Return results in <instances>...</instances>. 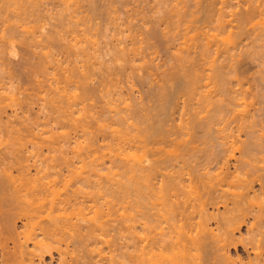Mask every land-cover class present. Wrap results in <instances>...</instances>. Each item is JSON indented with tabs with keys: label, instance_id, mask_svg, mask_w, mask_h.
<instances>
[{
	"label": "rangeland",
	"instance_id": "374dc122",
	"mask_svg": "<svg viewBox=\"0 0 264 264\" xmlns=\"http://www.w3.org/2000/svg\"><path fill=\"white\" fill-rule=\"evenodd\" d=\"M26 1V0H25ZM30 1V0H29ZM34 1H36V4L38 5V7L37 8H39V9H35V8H29L28 9V11H27V14L25 15V18L27 19H25V18H23V17H19V13L18 12H15V11H13V12H15V13H18L17 15L15 14V13H13V14H11V17L8 19L7 17H5V19L7 18L8 20H10V21H8V20H5V19H3L4 17H2V19H3V22H1L0 21V85L2 86V87H4L5 88V90L3 89V91H1V92H4V91H9V92H11L12 90H14V91H12L11 93H12V95H13V99H14V101H13V99H12V101L10 102V100H7L6 102H4L5 103V105L6 104H8V105H6V109L4 108V110L2 111L3 112V116L1 117V115H2V113L0 112V159L2 160L3 158L5 159H3L2 161H0V175L3 173V174H5L4 172H2V169H4V168H7V170L10 168H12L10 171L13 173V175L14 176H18V174H19V171H18V166H17V164L14 162L15 161V156H13L12 155V152H13V154H15V152H14V150H16V149H18V148H21L23 151V153H24V156L26 157V160L31 164V165H35V166H37V167H34V166H31L29 163V165L31 166L30 167V170H31V175H34V174H36V171H35V169H37V171L39 170V169H46V168H48V166H49V164L51 165V166H49V168H51L52 167V169L51 170H55V168H56V166H55V164L57 165V168H58V170H57V168H56V170H57V172H60L61 174V177L63 176V177H65V176H70L69 175V173H68V175H67V172L71 169L70 167H72V166H74L73 167V169H71L72 171H74L73 173H71L70 172V174H74V173H77V174H79V173H81L82 171H84L82 174H84V176L86 175V173H88L89 171H90V166L92 165V164H94L95 165V163H96V165L99 163V161H100V163H102L103 161H104V158L105 157H107V158H105V163H102V164H104V167H111V164H110V162H107L108 160L109 161H111V156L110 155H112V154H114V152L116 151V149H115V147L113 148V149H115V150H113L114 152L113 153H111V151H112V149H110L111 147L109 146V144L111 145V143H109L110 141H112L111 139V137H112V134H111V128H105V129H103L104 128V126H103V123H99L100 124V126L99 125H97V122L96 121H94V119H96L97 118V116H98V118L99 117H101L102 115H101V112L102 113H104V111H105V113H107V111L109 112V110H107V106H108V100H107V97L106 96H108L109 94H111V93H113L112 95L113 96H115L114 98H112V100L114 101V103H115V101H116V103L115 104H117V101L120 99V96H118L117 95V93H119L118 91H119V89L120 90H122V92H123V95H122V97L123 96H125L126 98H128L129 97V99L126 101V98L125 97H123V98H125V105H124V100H123V102H122V97H121V102H122V104L123 105H121V106H119V107H117V109L119 108V110L121 109V108H123V109H121V110H124L123 112H133L131 115H129L130 117L132 116V118L134 117L135 118V115H136V113L138 112V109H140L139 111H141L142 110V112L144 113V115H146V110L147 109H152L151 107V105H153V104H155V105H153V108H154V106H156L159 102L158 101H155L156 99H158L159 97H157V98H155L156 96H157V93L159 92L160 93V87L161 86H165V82H167L166 84H168L167 86H169V85H171V83H168V80H167V78H168V74L169 73H172V72H182L180 69H183L184 67H187V70H188V67H189V70L191 71V69L195 66H193V60L195 59V57L198 59V55L197 54H194V52L195 53H198V52H196V50H198L197 48H194V52L193 51H190V52H193V54L191 55V53H190V55H191V57H189V58H193L194 57V59H190V60H192V61H190V60H187L188 62H186V63H184L183 64V66L181 65L180 66V53L181 52H183V50H178V49H180L181 47H184V45H186L185 43L186 42H183V39H186L185 38V34H186V32H184L183 30L187 27V24L190 26V22H191V24L194 22V24H192L191 26H196L197 28H200V25H201V28H203L205 31H207L211 26H209L206 22H202V24H201V22L200 21H203V19H204V17H205V14H204V16L202 15L204 12V10H203V8L205 9V3H204V0H201L202 2H201V4H199L200 2H198V1H200V0H77V1H75V0H33V4H34ZM39 2V4H38V2ZM41 1H42V3H41ZM64 3H63V2ZM70 2V3H68V2ZM74 1H75V3H74ZM205 1H207V0H205ZM220 1V0H219ZM229 1V0H228ZM246 1H249L248 3L246 2ZM261 1V2H260ZM28 2V1H27ZM26 2V3H27ZM65 2H66V4H65ZM111 2V3H110ZM186 2V3H185ZM190 2V3H189ZM230 2L231 3H228L229 5L228 6H232L233 5V7H229V9H223L222 10V14L220 13L221 11L219 10V8L221 7V4L220 5H217L216 6V10H215V12H216V14H217V12H218V10H219V13H220V16H224V17H227V19H228V21L230 20L231 21V23L230 22H228L227 24H226V29H225V31L223 32V36H228V34H226V31H227V29H228V33H229V38H227V37H225V39H230V37H232L233 38V40H231L233 43H237V44H232V45H235L236 47L233 49V47L231 46V44H229V46L228 47H230L229 49H232V50H226V48H225V44H223V43H220V42H222V41H220V40H222L221 39V37H220V35L217 37V38H214V36H213V39L212 38H210L209 40L211 41V39L213 40V45H211L212 47H211V49H210V54H209V56L210 55H212V56H208L207 55V57H205V55H202V57H204V59H207L208 60V58L211 60V58L213 57V60L214 61H210V60H208V61H210L209 63H208V61H206L205 62V64H204V68H202V71L204 72L205 70V72H204V74L202 75V71L197 67V65L199 64V63H197L198 61H200V59H201V61H203L202 59L203 58H199V60L197 61L196 59H195V61H196V63H195V61H194V63L196 64V67L195 68H193V72H194V69L196 70L197 69V73H199V76L201 77V75H202V78L203 77H205L204 75L206 74V76L207 77H205V78H203L202 80L203 81H205V82H207V83H205V82H202V80H201V82H202V84L204 85L203 86V88H202V84H201V88H202V90H203V93L202 92H200V90H199V92L200 93H202V94H200V93H198L197 92V94L196 95H193L194 97H196V98H192V96L189 94V93H187L188 94V96L190 97V99L192 98V100H189V97L188 96H186L187 94H186V92L184 93V94H186L185 96L182 94V96H180V99L178 100V108L175 106L174 107V110L172 111V112H174V113H172V115L170 116L171 117V119H170V117H169V119L167 118V120H171V121H168V122H172L173 124H174V126H173V128L174 127H177V125H178V128H177V131H180L181 129L183 130V132H181V133H179L178 132V134H181L180 136H181V138H182V140H181V138H180V136L178 135V138H180V140L183 142V144L184 143H186V140L185 139H187V141L188 142H190V140L192 141V142H190V143H188L189 145H196V147L198 146V148L200 149V151H205V149H207V147L209 148H211L213 151L214 150H216L217 148L218 149H221V148H219V146H217L218 145V143H219V141H217L216 139H215V141L213 140H210L208 137H206L205 135H204V130H202V127L200 126H195L194 127V124H192L193 122H191V121H189L188 122V120L190 119V117H189V109H188V106H190V108L191 109H193L194 108V112H197V110H199L198 112V114H199V116H198V118H203V117H206V115L208 114V116L207 117H209V115L211 116L212 114L214 115L217 111H222L223 112V116H224V118H223V116H222V118H221V116H220V120L219 121H217L216 122V124H213L214 125V127H216V128H213L214 129V134L217 136L218 135V137H219V135H221V137H222V133L221 132H223V131H225L224 133H223V135L224 134H228V135H231V134H229V133H232L235 137H232V139H229V141L231 140V142H232V140H234V142L235 141H237V146H236V148L238 149V151H237V149H236V152H235V157H237V158H235V159H233V160H231L232 162H230V163H228V165H229V167H228V169L229 170H232V171H230L229 172V174H233V173H235L236 171H235V168H237V159H239V161H238V167L239 168H241V170L240 169H238V170H240V171H242L243 169H248L247 171L246 170H244V171H242V174H241V172L239 171H237L235 174L236 175H238L239 176V174L238 173H240L241 175H242V177H240L239 176V178H241V179H243V180H241L240 181V183L241 182H247V179H248V181L249 182H251V185H252V187L253 188H251V187H249L248 189H250L249 191H248V189H246V190H243V191H241V190H239V192H242V193H245V194H247L246 192H248V194L250 195V198H251V202H253L251 205H249V210L253 207L254 208V212L253 211H251V213L253 214V215H251V216H249L248 217V219L246 220L247 222H245L242 226H241V228H240V230L237 232V238H238V242H240V243H238L237 245H236V248L235 247H232V248H230V253L229 254H231L230 256L233 258V259H235V260H237V261H239V260H242L243 262V264H247L249 261H250V259L249 258H251V260H255L258 256L257 255H259V256H264V244H263V246H261L260 248H257V250H258V252H257V250L255 251V249L256 248H254L253 249V247L252 246H247V244L249 243V236H248V227H250V225L251 224H254L255 223V227H257L256 229H258V231L259 232H262V235H264V221H263V225H262V222L261 223H259L256 219H254L255 218V216L254 215H260V214H262V215H264V204H263V202H264V150H262V149H264V34H263V32L264 31H262L263 29H264V16L262 15V14H264V0L262 1V0H230ZM25 3V4H26ZM29 3V2H28ZM31 3V2H30ZM29 3V4H30ZM97 3H98V5H97ZM113 3V4H112ZM188 3V4H187ZM239 3V4H238ZM250 3V4H249ZM257 3H258V5H257ZM260 3V4H259ZM263 3V4H262ZM28 4V5H29ZM35 4V5H36ZM43 6H42V5ZM61 4H63V5H61ZM76 4H78V5H76ZM95 4V5H94ZM104 4V5H103ZM172 4V5H171ZM185 4H186V6H185ZM193 4V5H192ZM199 4V5H198ZM231 4V5H230ZM27 5V4H26ZM36 5V6H37ZM69 5V6H68ZM78 7H76V6ZM97 5V6H96ZM248 5H249V7H248ZM260 5V7H258ZM29 6H32V5H29ZM176 6V7H175ZM185 6V7H184ZM192 6V7H191ZM255 7V6H257L258 8H260L259 10L260 11H262V14L260 15V16H258L257 15V17L255 18V20L253 19V20H251L250 22H245V24H242V28H239V25H240V23L241 22H239L238 21V19L240 18V16L243 14V13H245V12H247L248 10H250V8L251 7ZM42 7V8H41ZM66 7V8H65ZM72 7V8H71ZM98 7V8H97ZM106 7H107V9H106ZM188 8V10H187V8L184 10V8ZM195 7V8H194ZM70 8V9H69ZM76 8V9H75ZM95 8V9H94ZM112 8H114V9H112ZM165 8V9H164ZM200 8H202V9H200ZM249 8V9H248ZM32 9V10H31ZM34 9V10H33ZM67 9V10H66ZM73 9H75L77 12H76V15L77 16H80L79 17V19L81 20V23H78V20L76 19V18H74V19H72L71 17H73V16H75L73 13H74V11L75 10H73ZM111 9V10H110ZM182 9H183V12H182ZM190 9V10H189ZM203 10V11H201V16L199 17V14L200 13H195L197 10ZM29 10H31V11H33V14H31V16H29L30 14L29 13H32L31 11H29ZM99 10V11H98ZM136 10V11H135ZM139 10V11H138ZM181 10V12H180V15H179V11ZM198 10V11H199ZM225 10V12H223ZM232 10V11H231ZM239 10V11H238ZM17 11V10H16ZM34 11H37V12H34ZM80 11V12H79ZM82 11V12H81ZM109 11V12H108ZM184 11L186 12V15H187V17H189L187 20L185 19L184 20V17H186V16H184L183 15V13H184ZM187 11H189L188 13H190V14H187ZM197 11V12H198ZM214 11V10H213ZM227 11V12H226ZM233 11L237 14H233ZM244 11V12H243ZM20 12V11H19ZM39 12H41V13H39ZM72 12V13H71ZM129 12V13H128ZM170 12V13H169ZM203 12V13H202ZM12 13V12H11ZM36 13V14H35ZM43 13V14H42ZM112 13V14H111ZM114 13V14H113ZM171 13H173L174 15H172ZM175 13L177 14V15H175ZM182 13V14H181ZM214 13V12H213ZM223 13H225V14H223ZM8 14V13H7ZM29 14V15H28ZM38 14L40 15V16H38ZM69 14H72V16H70ZM78 14H80V15H78ZM141 14V15H140ZM215 14V13H214ZM213 14V15H214ZM215 14V15H216ZM232 14L234 15V16H232ZM9 15V14H8ZM13 15V16H12ZM17 16V18H16V16ZM35 15V16H34ZM68 15L70 16V18L71 19H69V17H68ZM88 15V16H87ZM91 15V16H90ZM96 15H97V17H96ZM109 15V16H108ZM111 15V16H110ZM143 15V16H142ZM180 17H179V16ZM190 15V16H189ZM197 15V16H196ZM219 15V14H218ZM216 16V17H220V16ZM26 16H28V17H26ZM33 16V17H32ZM37 16H38V18H37ZM83 18H82V17ZM130 16H133V17H130ZM140 16V17H139ZM169 16H170V18H169ZM12 17L14 18V19H12ZM32 17V18H31ZM43 17V18H42ZM64 17V18H63ZM85 17V18H84ZM111 17V18H110ZM117 17V18H116ZM127 17V18H126ZM139 17V18H138ZM160 17V18H159ZM176 17V19H174V18ZM186 17V18H187ZM216 17H214L215 19H216ZM31 18V19H30ZM119 18V19H118ZM134 18V19H133ZM145 18V19H144ZM172 18V22L169 20V19H171ZM178 18V19H177ZM198 18H200L199 20H198ZM234 18V19H233ZM261 18V19H260ZM14 21H12V20ZM23 19V20H22ZM25 19V20H24ZM76 19V20H75ZM84 20V22H85V20L88 22H86L85 24H82V23H84V22H82L83 20ZM110 19V20H109ZM132 19V20H131ZM143 19V21H141ZM159 19V20H158ZM183 19V20H182ZM226 19V18H225ZM18 20V21H17ZM20 20V21H19ZM36 20V21H35ZM73 20V21H72ZM80 20H79V22H80ZM161 20H164V21H161ZM174 20V21H173ZM175 20H177V21H175ZM190 20H193V22L192 21H190ZM233 20V21H232ZM235 20V21H234ZM75 21H77V25H75ZM93 21V22H92ZM112 21V22H111ZM127 21H129V22H127ZM181 21V22H180ZM190 21V22H189ZM204 21H205V19H204ZM5 22V23H4ZM16 22V23H15ZM18 22H19V25H18ZM25 22V23H24ZM38 22V23H37ZM41 22V23H40ZM95 22V23H94ZM168 22V23H167ZM172 24H171V23ZM174 22H179L178 24L177 23H174ZM183 22V23H182ZM185 22V23H184ZM200 22V23H199ZM238 22H239V25L237 26H235V24L237 23L238 24ZM16 24V26L14 25V24ZM26 25H24V24ZM28 23V24H27ZM98 23V24H97ZM126 23V25H124ZM128 23V24H127ZM158 23V24H157ZM170 23V24H169ZM180 23H182V24H180ZM207 25H206V24ZM243 23V22H242ZM3 24V25H2ZM10 24L11 25H14V26H10ZM54 24V25H53ZM71 24V25H70ZM78 24H80V25H78ZM88 25L89 27H87V29H85L84 27H85V25ZM160 24V25H159ZM166 24V25H165ZM203 24H205L206 26H208V28H207V30L205 29L206 27L205 26H203ZM232 24V25H231ZM247 24V26H246V29H248L249 28V30H246L245 29V27H243L244 25H246ZM38 25V26H37ZM75 25V27H73V26ZM82 25H84V26H82ZM92 27H91V26ZM110 25V26H109ZM148 25V26H147ZM170 25V26H169ZM174 25V27H176V25H177V28H174V27H172ZM215 24H213V26H214ZM230 25V26H229ZM10 26V27H9ZM22 26V27H21ZM30 26V27H29ZM77 26V27H76ZM81 26V27H80ZM165 26V27H164ZM191 26L190 27H187L190 31H191V33L193 34V35H195V34H197V33H193L195 30L194 29H196V27H192L191 28ZM203 26V27H202ZM260 26V27H259ZM263 28H262V27ZM17 27V28H16ZM38 27V28H37ZM68 27V28H67ZM80 27V28H79ZM99 27V28H98ZM148 27V28H147ZM158 27V28H157ZM168 27H170V28H168ZM229 27H231V28H229ZM21 28V29H20ZM28 28H29V30H28ZM57 28V29H56ZM63 28V29H62ZM120 28V29H119ZM146 28V29H145ZM167 28V29H166ZM174 28V29H173ZM191 28V29H190ZM212 28V32H215V29H213V27H211ZM261 28V29H260ZM67 29H68V31H67ZM78 29V30H77ZM83 29V30H82ZM85 29V30H84ZM97 29V30H96ZM129 29V30H128ZM133 29V30H132ZM156 29H158L157 31H156ZM162 29V30H161ZM171 29V30H170ZM178 29V30H177ZM188 29H187V34L188 35H190L189 34V32H188ZM21 30H23V31H21ZM45 30V31H44ZM55 30V31H54ZM56 30H59V31H56ZM62 30H63V32H62ZM72 30H76L77 32H76V34L74 33H72ZM145 30V31H144ZM160 30V31H159ZM193 30V31H192ZM199 31H200V29H198ZM197 30V31H198ZM202 30V29H201ZM230 30H232V31H230ZM241 30V31H240ZM54 31V32H53ZM65 31H66V33H65ZM71 31V32H70ZM94 31V32H93ZM121 31V32H120ZM124 33H123V32ZM127 31H128V33H127ZM133 31V32H132ZM148 31H149V33H148ZM153 31H154V33L156 34V35H159V37L157 38H154L152 35H154V33H153ZM156 31V32H155ZM163 31V32H162ZM175 31V32H174ZM186 31V30H185ZM209 31V35L208 36H211L210 35V30H208ZM243 31H244V33H243ZM12 32V33H11ZM82 32H84V33H82ZM97 34H96V33ZM118 32V33H117ZM119 32L120 33H123V37H122V35H118L119 34ZM126 32V33H125ZM161 32V33H160ZM165 32V33H164ZM172 32H174V33H172L173 35H171V33ZM179 34H178V33ZM185 34H184V33ZM196 32V31H195ZM204 31H202V32H199L197 35H202L201 33H203ZM211 32V33H212ZM248 32V33H247ZM255 32V33H254ZM262 32V33H261ZM50 33V37H49V34ZM53 35H55V36H52V34ZM71 33V34H70ZM113 33V34H112ZM117 33V34H116ZM130 33V34H129ZM138 33V34H137ZM145 33H147V34H145ZM167 33V34H166ZM168 33L170 34L169 36H168ZM176 33L178 34V36L176 35ZM232 33V34H231ZM233 33H234V35H233ZM60 34V35H59ZM67 34V35H66ZM85 36H83V35ZM133 34V36L136 34V35H139L138 37H137V39L138 40H140L141 42L140 43H138L135 47L134 46H130V43L132 42V40H131V38H132V35ZM151 34V38L150 39H152V40H150L149 38H147V37H149L148 35H150ZM216 34H218L217 32L214 34V35H216ZM239 34V35H238ZM244 36H243V35ZM247 34V35H246ZM263 34V35H262ZM57 35H59V36H57ZM79 35V36H78ZM94 35V36H93ZM128 35H129V37H128ZM142 35H143V37H142ZM192 35V36H193ZM197 35H195V38H193V39H195L196 41H197V39L196 38H199L198 40H200V37H202L203 38V36H198L197 37ZM203 35H204V37L206 38V36H205V34L203 33ZM232 35V36H231ZM238 35V36H237ZM256 35H257V38H256ZM19 36V37H18ZM51 36H52V38L53 37H55V40H53L52 41V38H51ZM61 36V37H60ZM67 36V37H66ZM74 36L77 38V36H78V38L77 39H75L74 38ZM107 36V37H106ZM126 36V37H125ZM147 36V37H146ZM163 36V37H162ZM166 36H168V37H166ZM177 36V37H176ZM187 36V35H186ZM211 36V37H212ZM222 36V35H221ZM234 36V37H233ZM242 38H241V37ZM247 36V37H246ZM259 36V37H258ZM35 39H34V38ZM49 37V38H48ZM93 37V38H92ZM115 37V38H114ZM116 37H118V39L116 38ZM131 37V38H130ZM173 37V38H172ZM174 37H175V39H174ZM178 37H181V39L180 38H178ZM237 38V40L235 41V39L234 38ZM33 38V40H31ZM51 38V39H50ZM57 38V39H56ZM60 38V39H59ZM66 40H65V39ZM73 38V39H72ZM90 38V39H89ZM92 38V39H91ZM108 38V39H107ZM114 38V39H113ZM140 38V39H139ZM161 38H163V39H161ZM177 38V39H176ZM190 38V37H189ZM205 38H204V40L203 39H201L202 40V43H204L203 41H205L206 42V40H205ZM208 38V37H207ZM223 38V37H222ZM245 38V39H244ZM48 39V40H47ZM77 40V41H80V43L78 42L77 44H76V46H73V45H75L74 43H76V41L75 40ZM84 39L86 40V41H88V42H86V41H84ZM119 39H124V40H122V41H120ZM142 39V40H141ZM143 39H144V44L142 43L143 42ZM147 39L151 42H149V41H147ZM154 39V40H153ZM161 39V40H160ZM167 39L169 40V42L167 41ZM175 41H174V40ZM178 39H180V40H178ZM188 39V38H187ZM193 39H192V41L191 42H193ZM224 39V38H223ZM251 39V40H250ZM253 39V40H252ZM256 39V40H255ZM261 39V40H260ZM60 40V41H59ZM70 41V45H69V41ZM91 40H92V42H91ZM117 40V41H116ZM119 40V41H118ZM190 40H191V38H190ZM229 40V41H230ZM28 41L30 42V43H28ZM34 41V42H33ZM59 41V42H58ZM63 41H64V43H63ZM71 41H72V43H71ZM96 43H95V42ZM128 42V44H127V42ZM156 41H158V42H156ZM178 41H179V43H181L180 45H182L183 44V46H181L180 48H178L180 45H179V43H178ZM188 41V40H187ZM220 41V42H219ZM260 41V42H259ZM33 42V43H32ZM56 42V43H55ZM65 42H66V44H65ZM84 42H86V43H84ZM90 42V43H89ZM108 42V43H107ZM113 42V43H112ZM148 42V43H147ZM155 42V43H154ZM189 42L190 41H188L187 43H188V46H187V48H189V47H191V42H190V44H189ZM198 42V41H197ZM201 42V41H200ZM200 42H199V45H200ZM226 42H228V40L226 41ZM225 42V43H226ZM239 42V43H238ZM50 43V44H49ZM68 43V44H67ZM81 43H82V45H81ZM119 43V44H118ZM123 43V44H122ZM142 43V44H141ZM147 45H146V44ZM149 43H150V45H149ZM167 43H169V44H167ZM193 43H195V42H193ZM192 43V45H194L195 47L198 45V43H197V45H196V43L195 44H193ZM219 43V44H218ZM14 44V45H13ZM86 44V45H85ZM92 44H93V46L95 47H93L92 46ZM107 44V45H106ZM157 44V45H156ZM221 44H223V46L220 48V45ZM227 45H228V43H226ZM13 45V46H12ZM62 45V46H61ZM65 45H67V46H65ZM89 45V46H88ZM106 45V46H105ZM109 45V46H108ZM114 45H115V48H114ZM125 45V48L126 49H128V48H130L129 49V51H130V53L128 54V50H126L125 48H122L123 46ZM128 45V46H127ZM148 45H149V47H148ZM179 45V46H178ZM190 45V46H189ZM217 45H219V47L217 48L218 50H219V52H221V50L223 51V52H221V53H219L218 52V50L217 49H215L214 47H216ZM226 45V46H227ZM10 46H11V48H10ZM15 46V47H14ZM60 46H61V48H60ZM85 48V49H87L86 51H85V49L83 48V47ZM87 46H88V48H87ZM118 46H120L119 48H118ZM128 48H127V47ZM130 46V47H129ZM142 46V47H141ZM151 46V47H150ZM154 46H156V47H154ZM57 48V50H56V48ZM74 49H73V48ZM80 49H79V48ZM92 47V48H91ZM116 47H117V49H118V51H117V49H116ZM141 47V48H140ZM175 47V48H174ZM256 47V48H255ZM46 48V49H45ZM77 48V49H76ZM106 48V49H105ZM131 48H133V49H138L137 51L135 50L134 51V53H133V49H131ZM143 48V49H142ZM155 48V49H154ZM164 48H165V50H164ZM178 48V49H177ZM214 48V49H213ZM220 48V49H219ZM225 48V49H224ZM62 51H60V50ZM64 49V50H63ZM73 51H72V50ZM84 49V50H83ZM96 49V50H95ZM113 49H115V50H112ZM184 49V52L183 53H185V56H188V49H186V48H183ZM13 50V51H12ZM54 50V51H53ZM66 50V51H65ZM70 51V52H68V51ZM98 50V51H97ZM120 50H121V53H119L118 54V52H120ZM124 50H125V54H127L126 55V57H125V55L122 53V52H124ZM140 50V51H139ZM142 50H143V53H142ZM170 50H171V52H170ZM192 50V49H191ZM199 50H200V48H199ZM198 50V51H199ZM214 50L216 51L217 50V54L216 53H214ZM42 51V52H41ZM128 51V52H127ZM178 51H180L179 52V54L177 53ZM186 51V52H185ZM236 51V52H235ZM54 52V53H53ZM66 52V53H65ZM73 52V53H72ZM80 52H82V53H84V54H82V53H80ZM87 52V53H86ZM136 52V53H135ZM169 52H170V54H169ZM230 54H229V53ZM61 53V54H60ZM65 53V54H64ZM68 53V54H67ZM76 53V54H75ZM104 53V54H103ZM105 53H107L106 55H105ZM142 53V54H141ZM179 55H177V54ZM199 53H201V52H199ZM236 53V54H235ZM249 53V54H248ZM9 54V55H8ZM50 54V55H49ZM82 54V55H81ZM88 54V55H87ZM101 54V55H100ZM109 54V55H108ZM120 55V54H122L121 56H118V55ZM202 54V53H201ZM14 55V56H13ZM17 55V56H16ZM43 55V56H42ZM45 55V56H44ZM70 55V56H69ZM77 55V56H76ZM81 55V56H80ZM117 55V56H116ZM135 55V56H134ZM176 55V56H175ZM189 55V56H190ZM195 55H197V56H195ZM227 55H229V56H227ZM47 56L49 57L50 56V59H51V56L52 57H54V58H52L53 59V63H54V61H56V62H58V64H60V67H57L56 69H54V68H50V69H44V70H42L43 69V67H44V63L43 62H45V60L47 59ZM75 56V57H74ZM102 56V57H101ZM130 56V57H129ZM139 56V57H138ZM159 56V57H158ZM178 56V57H177ZM183 56H184V54H183ZM184 56V57H185ZM73 57V58H72ZM76 57H77V59H76ZM119 57L121 58L120 60H119ZM123 57V58H122ZM133 57V58H132ZM135 57V58H134ZM137 57V58H136ZM175 57V58H174ZM199 57H201V56H199ZM228 57V58H227ZM72 58V59H71ZM80 58V59H79ZM149 58V59H148ZM181 58H182V54H181ZM216 58V59H215ZM63 59V60H62ZM67 59V60H66ZM74 59V60H73ZM76 59V60H75ZM131 59V60H130ZM232 59V60H231ZM58 60V61H57ZM107 60V61H106ZM142 60V61H141ZM166 60V61H165ZM176 60L177 61H179V62H176ZM216 60V61H215ZM219 60H220V62H219ZM226 60H228V61H226ZM73 61V62H72ZM129 61H131L130 63H129ZM132 61H134V62H132ZM149 61L151 62V63H149ZM189 61L190 62H192V68H191V63H189ZM200 61V62H201ZM76 62V63H75ZM112 62V63H111ZM213 62H214V64H213ZM219 62V63H218ZM225 62H227V63H225ZM41 63H43V64H41ZM127 65H126V64ZM157 63V64H156ZM170 63V64H169ZM177 63V64H176ZM41 64V65H40ZM178 64H179V66H178ZM186 64H188L187 66H185ZM219 64V65H218ZM42 65H43V67H42ZM73 65V66H72ZM76 65V66H75ZM78 65V66H77ZM84 65V66H83ZM148 65H150V66H148ZM172 65V66H171ZM202 65H203V63H202ZM201 64H200V66H202ZM212 65H213V69L215 68L214 66H217L216 67V69L218 68V66H219V68L218 69H220V68H222V75H221V77L223 76V73H225V75L223 76V78H221L220 76V78H221V80L219 81L218 80V82L220 83V82H224V86L226 87V89H230V87H233V88H231V91H232V89H233V91H235V92H237L236 93V95H238V96H242L241 97V99H240V97H239V99H238V101H239V103H237L235 106L234 105H229L228 104V97H225V95H226V93H223L222 94V92H221V90H220V87L218 88V86H216L217 84H218V82H217V77L215 78L214 77V79L212 78L213 76H214V74L216 75V73L215 72H213L212 70ZM232 65V66H231ZM75 66V67H74ZM124 66V67H123ZM78 67V68H77ZM85 67V68H84ZM171 67H173L172 69V71H171ZM177 67V68H176ZM206 67V68H205ZM228 67V68H227ZM42 68V69H41ZM58 68H60L59 70H58ZM120 68V69H119ZM137 68V69H136ZM174 68H176V69H174ZM191 68V69H190ZM129 69H131V70H129ZM186 69V68H185ZM184 69V72L186 71L187 73L188 72H190L189 70L187 71V70H185ZM199 69V70H198ZM203 69H205V70H203ZM215 69V70H216ZM217 69V70H218ZM231 69H233V71L231 70ZM46 70V71H45ZM65 70V71H64ZM75 70V71H74ZM105 70V71H104ZM129 70V71H128ZM145 70V71H144ZM148 70V71H147ZM214 70V71H215ZM240 70V71H239ZM52 72V74L54 75H52L51 73H46V72ZM85 71V72H84ZM89 71H90V73L92 74H89ZM110 71V72H109ZM140 71V72H139ZM167 71V77L166 78H164L163 76L165 75V73L164 72H166ZM169 71H171V72H169ZM198 71H200V72H198ZM207 71H209L208 73H207ZM224 71V72H223ZM232 71V72H231ZM55 72V73H54ZM70 72V73H69ZM76 72V73H75ZM79 72V73H78ZM87 72V73H86ZM108 72V73H107ZM151 72V73H150ZM192 72V71H191ZM202 72V73H201ZM237 74H236V73ZM58 73V74H57ZM65 73H66V75H65ZM69 75H68V74ZM81 73V74H80ZM98 75H97V74ZM145 73V74H144ZM183 73V72H182ZM226 73H227V75H226ZM48 74V75H47ZM63 74V75H62ZM74 74V75H73ZM76 74V75H75ZM80 74V75H79ZM82 74H83V78H82ZM131 74V75H130ZM142 75V76H139V75ZM148 74V75H147ZM189 74V73H188ZM191 74V73H190ZM213 74V76H211ZM231 74V75H230ZM240 74V75H239ZM53 76L52 78H51V76ZM56 75V76H55ZM60 75V76H59ZM64 75H65V77H64ZM72 75H73V77H72ZM79 75V76H78ZM93 75H95V76H93ZM157 75H158V77H157ZM163 75V76H162ZM242 75V76H241ZM70 76H71V81L69 82V79H70ZM90 76V77H89ZM132 76V77H131ZM138 76V77H137ZM150 76V77H149ZM166 76V75H165ZM210 76H211V78H210ZM226 76H228L229 78H226ZM59 77V78H58ZM68 77H69V79H68ZM75 77V78H74ZM82 78L83 80H86L85 82L82 80V83H80L81 82V79L80 78ZM86 77V79H84ZM89 79H88V78ZM218 77V78H219ZM234 77H235V79H234ZM239 78V79H238ZM45 79V80H44ZM53 79H57V80H54L53 81ZM76 80V82L77 81H79V83L80 84H83L84 85V83H85V85H86V88H84L85 87V85H84V87H82V85H80L79 83H78V86H77V89L75 88H73V85H74V83H75V80ZM79 79V80H78ZM162 79V80H161ZM164 79H166V81L164 82V85H163V81H164ZM205 79V80H204ZM212 79H213V81H212ZM48 80V81H47ZM51 80V81H50ZM61 80V81H60ZM65 80V81H64ZM87 80H88V82H87ZM112 80V81H111ZM155 80V81H154ZM210 80V81H209ZM229 80V81H228ZM67 82L66 84V86L69 88L70 86L73 88H71L72 90H69L70 92L69 93H75L76 95L77 94H79L80 92H81V94L83 95V93H82V90L84 89V91L85 92H88L89 91V89H90V91L88 92L89 93V96L87 97V99H86V101H88V103H86L85 102V105H87L88 104V106H89V108H86L87 109V113H89V114H87L88 116L89 115H96V116H94V118H92L93 116H89L90 118H89V120H91V124H90V122H89V126H87L89 129H90V127H91V131L89 130V132H92V134L90 133L89 134V136H86L85 134L83 135V133H81V132H77L76 130H74V128H72L71 129V127L72 126H70L69 124H68V120H69V122H70V119L68 118V120H67V117L69 116V113H70V111H68V99H67V97H59V96H61L60 94H59V96H58V91L56 90V95L57 96H55L54 98H57L56 99V101H57V103L59 102V106L58 105H52V104H57L56 102H54L53 103V101H52V98H53V96L55 95V90L53 91V89L50 91V89H48V84H50L51 82H60V86H61V84L63 83V82ZM214 81H215V83H214ZM225 81H227V82H225ZM241 81V82H240ZM3 82V83H2ZM62 82V83H61ZM71 82H73V85L71 84L70 85V83ZM87 82V83H86ZM103 82V83H102ZM209 82V83H208ZM240 82V83H239ZM47 83V84H46ZM122 83V84H121ZM211 83V84H210ZM231 83V84H230ZM101 84V85H100ZM104 84V85H103ZM226 84V85H225ZM240 84V85H239ZM5 85V86H4ZM45 85V86H44ZM75 85H77V84H75ZM114 85H117V86H114ZM155 85V86H154ZM160 85V86H159ZM65 86V83H63L62 84V87H65V88H67ZM120 87V88H118L117 89V87ZM158 88H157V87ZM205 86H208V87H205ZM210 86V87H209ZM215 86V87H214ZM229 86V87H228ZM47 87V88H46ZM81 87H82V89H81ZM89 89H88V88ZM106 87V88H105ZM157 89H156V88ZM7 88H9V89H7ZM11 88H12V90H11ZM68 88H67V91H68ZM69 88V89H70ZM105 88V89H104ZM115 88V89H114ZM152 88H153V90H152ZM155 88V89H154ZM162 88V87H161ZM200 88V89H201ZM217 88L219 89V90H217ZM16 89H17V91H16ZM79 89V90H78ZM159 89V90H158ZM213 89V90H212ZM81 90V91H80ZM93 90V91H92ZM114 90H115V92H114ZM188 90V89H187ZM48 91H49V93H48ZM74 91H76V92H74ZM108 91V92H107ZM148 91V92H147ZM209 91H210V93H209ZM78 92V93H77ZM93 93V95L92 94H90V93ZM106 92L107 93H109V92H111V93H109V94H107L106 95ZM121 92V91H120ZM155 92H157V93H155ZM212 92V93H211ZM48 93V94H47ZM88 93H86L87 95H88ZM95 93V94H94ZM103 93V94H102ZM152 93H154V94H152ZM159 93H158V95H159ZM182 93V92H181ZM180 93V94H181ZM205 93L207 94V95H210L211 94V96H212V99H211V102H210V104L209 103H207V104H205L206 102L203 100V103H202V98H204L203 96L205 95ZM220 93V94H219ZM80 94V96H82ZM150 94H152V96L150 95ZM198 94H200V96H202V97H200ZM218 94V95H217ZM11 95V96H12ZM48 95H49V97H48ZM197 95H198V97H197ZM14 96H15V98H14ZM16 96H18V97H16ZM79 96V95H78ZM90 96H92V97H90ZM117 96L119 97L118 98V100H117ZM150 96V97H149ZM206 96V95H205ZM211 96H209V97H211ZM227 96V95H226ZM244 96V97H243ZM95 97V98H94ZM154 97V98H153ZM183 97H184V100H183ZM17 98V99H16ZM18 98H19V100H18ZM59 98V99H58ZM63 98V99H62ZM133 98V99H132ZM136 98V99H135ZM220 100H219V99ZM226 98V99H225ZM60 99H62L63 101H61ZM153 99H154V102L155 103H153L152 101H153ZM187 99V100H186ZM205 99V98H204ZM214 99V100H213ZM224 99V100H223ZM16 100V101H15ZM60 100V101H59ZM102 100L104 101V102H102ZM139 102H138V101ZM151 100V101H150ZM186 100V101H185ZM200 100V101H199ZM221 100H222V102H221ZM48 101H50V102H48ZM94 101V102H93ZM185 103H184V102ZM197 101H199V102H197ZM9 102L11 103V105H9ZM12 102H14V103H12ZM18 102V103H17ZM90 102V103H89ZM120 101H118V104H121V103H119ZM145 102V103H144ZM158 102V103H157ZM183 102V103H182ZM188 102V103H187ZM199 104H197V103ZM201 102V103H200ZM205 102V103H204ZM63 103V104H62ZM104 103H105V106H104ZM128 103H129V105H128ZM157 103V104H156ZM194 105H193V104ZM196 103V104H195ZM216 103V104H215ZM226 105H225V104ZM118 104H117V106H118ZM145 104V105H144ZM147 104V105H146ZM180 104V105H179ZM183 104H189L188 106H186V105H183ZM190 104H192V106H193V108H192V106L190 105ZM202 104V105H201ZM205 104V105H204ZM4 105V104H3ZM131 105L133 106V107H131ZM142 105H144V106H142ZM212 105V106H211ZM11 108H9V107ZM65 106V107H64ZM88 106H86V107H88ZM104 106V107H103ZM109 106H110V108H109ZM108 106V109H111L112 107H114L115 105H113L112 107H111V105H109ZM129 106V107H128ZM146 106V107H145ZM151 106V107H150ZM197 107V108H195V107ZM202 106V107H201ZM206 106V107H205ZM208 106V107H207ZM214 106V107H213ZM234 106V107H233ZM60 107V108H59ZM64 107V108H63ZM66 107L68 108V109H66ZM101 107H103V109L101 108ZM116 107V106H115ZM115 107H114V111H117L116 109H115ZM126 107V108H125ZM127 107L129 108V109H131V110H125V109H127ZM131 107V108H130ZM145 109L146 108V110L144 111L143 110V108ZM148 107V108H147ZM183 107V108H182ZM186 107H187V109L188 110H186ZM212 107V108H211ZM219 108V110H218V108ZM98 108V109H97ZM185 108V109H184ZM199 108V109H198ZM206 108V109H205ZM211 108V109H210ZM215 108V109H214ZM222 108V109H221ZM233 108V109H232ZM59 109H61V110H59ZM64 109H66V110H64ZM95 111H94V110ZM97 109V110H96ZM191 109H190V111H191ZM197 109V110H196ZM7 110V111H6ZM63 110H64V113H63ZM69 110H71V109H69ZM102 110V111H101ZM133 110V111H132ZM137 110V112L135 113V111ZM184 110V112H182ZM215 112H214V111ZM217 110V111H216ZM224 110V111H223ZM4 111H6L7 112V114L8 115H10V117H9V119L6 117V115L4 116V114H6ZM59 111V112H58ZM78 111V110H77ZM77 111L75 112V116H74V119L76 118V119H78L79 117H77V116H83V118H80L81 120L79 121H77V122H80V123H82L83 122V120H84V116H85V112H84V114H81V112L82 111H78V113H80V114H77L76 115V113H77ZM90 111H91V114H90ZM96 111H98V112H96ZM112 111V110H111ZM114 111H112V114L114 113ZM176 111V112H175ZM179 111V112H178ZM185 111H187L188 112V114L186 115V113L187 112H185ZM193 111H191V112H193ZM211 111V112H210ZM100 112V115L98 114ZM130 112L128 113V114H130ZM146 112V113H145ZM203 112V113H202ZM205 112V113H204ZM221 112V113H222ZM228 112V113H227ZM61 113V114H60ZM105 113H104V115H103V117L102 118H100V120L101 119H105V117H106V115H105ZM135 113V114H134ZM143 113H141V114H143ZM200 113H201V115H200ZM210 113V114H209ZM212 113V114H211ZM109 114V113H108ZM112 114H109L110 116H113ZM196 115H198L197 113H195ZM7 115V116H8ZM66 115V116H65ZM176 115V116H175ZM186 115V116H185ZM105 116V117H104ZM109 116V117H110ZM180 116V117H179ZM192 116V115H191ZM193 116H195V115H193ZM24 117H25V119H24ZM70 117V116H69ZM162 117L163 116H160L159 117V119L161 118L162 119ZM174 117V118H173ZM185 117V118H184ZM189 117V118H188ZM192 118H194V117H192ZM251 118V119H250ZM21 119H24V120H21ZM72 119V118H71ZM88 118L86 117V120H87ZM93 119V120H92ZM160 119V120H161ZM174 119H175V122H173L174 121ZM204 119V118H203ZM222 119V120H221ZM248 119V120H247ZM8 120V123H6V121ZM12 122H11V121ZM30 120V121H29ZM97 120H99V119H97ZM166 120V119H165ZM191 120H193V119H191ZM14 121H15V123H14ZM20 121V122H19ZM25 121V122H24ZM27 121V122H26ZM180 123H179V122ZM253 121V123L251 124V122ZM77 122H75V123H77ZM96 122V123H95ZM188 122V123H187ZM220 124H219V123ZM246 122V123H245ZM10 123V124H9ZM21 123V124H20ZM35 123V124H34ZM59 123V124H58ZM72 123H73V121H72ZM183 124L182 126H183V128H182V126L180 125V124ZM190 123L193 125V128H194V130L196 131V133H197V131H198V133H197V138H196V133L194 132V130H193V128L190 126ZM241 123H243L242 125H241ZM71 124V123H70ZM172 124V125H173ZM177 124V125H176ZM185 124H186V127L188 128H186L185 127ZM6 125H7V127H6ZM11 125V126H10ZM29 125H31V126H29ZM49 125V126H48ZM69 125V126H68ZM72 125V124H71ZM77 125H78V123H77ZM91 125H93V126H91ZM169 125H171V123H169ZM168 125V127H167V129L169 130V128H170V126ZM216 125V126H215ZM16 126V127H15ZM41 126V127H40ZM79 126V125H78ZM80 126H81V124H80ZM27 127V128H26ZM74 127V126H73ZM102 127V128H101ZM189 127H191L192 128V130H191V128H189ZM244 127V128H243ZM16 128V129H15ZM29 128V129H28ZM32 128H33V130L35 131L34 133L36 134V132H37V135H36V137H34V136H32V135H30V133H28L27 131H30V129H31V131H32ZM38 128V129H37ZM101 130H100V129ZM117 128V127H116ZM181 128V129H180ZM199 128V129H198ZM201 128V129H200ZM222 128H224V129H222ZM10 129H12V130H10ZM22 131H21V130ZM47 129V130H46ZM66 129V130H65ZM68 129V130H67ZM97 129H98V131H97ZM102 129H103V133H102ZM108 129V130H107ZM120 129V128H119ZM122 129V128H121ZM175 130H176V128H174ZM179 129V130H178ZM18 130H20V131H18ZM38 130V131H37ZM95 130V131H94ZM110 130V131H109ZM174 130V131H175ZM188 130V132H186ZM221 132H220V131ZM16 131H18V132H16ZM49 131V132H48ZM65 131H67L66 132V134H67V137L68 136H70V137H68V138H65L64 139V136L66 135L64 132ZM69 131H71V132H69ZM94 131V132H93ZM172 131H173V129H172ZM173 131V132H174ZM193 131V132H192ZM202 131V132H201ZM219 131V133H221V134H217V132ZM251 131V132H250ZM17 133V135H16V133ZM25 132H27L26 133V135H25ZM88 132V133H89ZM110 132V133H109ZM186 134H185V133ZM191 132H192V134H191ZM242 132V133H241ZM15 133V134H14ZM69 133V134H68ZM93 133H94V135H93ZM168 133H170V132H168ZM53 134V135H52ZM71 134H72V136H71ZM100 134V135H99ZM107 136L106 138H105V136ZM170 134H172L173 136H171V137H176V136H174V135H176V134H173L172 132L170 133ZM190 134V135H189ZM195 134V136H193ZM201 136H200V135ZM249 134H251V135H249ZM23 137H22V136ZM28 135H29V137H28ZM99 135V136H98ZM110 135V136H109ZM182 135H183V137H182ZM186 135V136H185ZM202 135H203V137H202ZM239 137H238V136ZM10 136V137H9ZM13 136V137H12ZM21 136V137H20ZM25 136V137H24ZM31 136V137H30ZM40 136V137H39ZM91 136V137H90ZM104 136V137H103ZM204 136H205V138H204ZM224 136H226V135H224ZM223 136V137H224ZM232 136V135H231ZM43 137V138H42ZM66 137V136H65ZM89 137V138H88ZM110 137V138H109ZM192 137H194V139L192 138ZM201 137V138H200ZM250 138L249 140H248V138ZM9 138V139H8ZM21 138H22V141H21ZM24 138V139H23ZM26 138V139H25ZM36 138H39V140H37ZM90 138H92V140H94V141H96V142H91L92 144H89L90 143ZM98 138V139H97ZM102 138H104V139H102ZM177 138V137H176ZM177 138V139H178ZM183 138H184V140H183ZM204 138V142L203 143H201V141H202V139ZM231 138V137H230ZM246 138H247V140H246ZM35 139V140H34ZM54 139V140H53ZM67 139H69L68 141H69V143H67L68 141H67ZM77 139V140H76ZM80 139V140H79ZM97 139V140H96ZM169 139H170V137H169ZM174 140L175 138H171V140ZM177 139H175V141H177L178 142V140ZM196 139H198V141L196 140ZM201 139V140H200ZM207 139V140H206ZM241 139V140H240ZM252 139H253V141H252ZM14 140H15V142H14ZM18 140V141H17ZM23 140H24V143H22L23 142ZM30 140H31V142H30ZM64 140H66V142L64 141ZM75 140V141H74ZM79 140V141H78ZM91 140V141H92ZM105 140V141H104ZM195 140H196V142H195ZM206 140V141H205ZM11 141V142H10ZM29 141V142H28ZM51 141H52V143H51ZM80 142L81 143V146H84V147H82L83 149H79V145L78 144H80V143H75V142ZM170 141V140H169ZM185 141V142H184ZM193 141H194V144H193ZM209 141H211L210 143H209ZM249 141H251V142H249ZM13 142H14V144L17 142L18 144H16V146H14V144H13ZM72 142V143H71ZM86 142H87V145H86ZM89 142V143H88ZM101 144H100V143ZM105 142V143H104ZM208 142V143H207ZM218 142V143H217ZM220 142H221V140H220ZM230 142V143H231ZM241 142H243V143H241ZM245 142V143H244ZM247 142H249V143H247ZM13 145H12V144ZM19 143H20V146H18L17 147V145H19ZM34 143V144H33ZM39 143V144H38ZM41 143H42V145H41ZM49 143H51V144H53L52 146H51V144H50V146H49ZM97 145H95V144ZM103 143V144H102ZM107 143V144H106ZM109 143V144H108ZM181 143V142H180ZM207 143V144H206ZM216 143H217V145H216ZM256 143H257V145H256ZM5 144H6V146H5ZM23 144L25 145L24 147H23ZM31 144H33L34 146H36L35 144H38L37 146L39 147V148H37V146H36V148L33 146V145H31ZM45 144V145H44ZM55 144V145H54ZM78 146H77V145ZM83 144V145H82ZM99 144V145H98ZM166 144H167V142H166ZM169 144H171V142H169L168 143V147H166V149L165 150H167V152H169L168 151V149L167 148H169L170 150H173V149H171V148H173L172 147V144H173V146L174 147H176V142H175V145H174V143H172L171 145H169ZM179 144V143H178ZM200 146H199V145ZM203 144V145H202ZM245 144L246 145H250V144H253V145H250V146H246L245 147ZM258 144H259V146H258ZM10 145V146H9ZM27 145V146H26ZM88 145L90 146V149L91 150H95V152L97 151L98 153H94V154H92V153H90L91 155H89L88 157H87V155H88V153H86V151L87 152H89L90 151V149H88V148H86V146L88 147ZM92 145H94V146H92ZM106 145V146H105ZM107 145H108V148H106L107 147ZM182 145V144H181ZM211 145H212V147H211ZM235 145H236V142H235ZM234 145V146H235ZM263 145V146H262ZM49 148H47V147ZM56 147L55 149H56V151L54 150V147ZM92 146V147H91ZM103 146H105L104 148H103ZM167 146V145H166ZM171 146V147H170ZM177 146H179V145H177ZM201 146H203V147H201ZM214 146H217V147H214ZM245 147V149H246V151L248 150V148L251 150V148H254V150L252 151L251 150V153H249V151H248V155L250 154V156H248L247 155V152L246 153H244L243 154V152H245L243 149L244 148H242V147ZM256 146H257V148L258 147H261V149L260 148H256ZM2 147H3V149L4 148H6L7 150H3L2 149ZM17 147V148H16ZM26 147H28V148H26ZM43 147V148H42ZM78 147V148H77ZM101 147V148H100ZM110 147V148H109ZM150 147H152V145L151 146H149V148ZM238 147H240V149L238 148ZM10 148H12V150H10ZM16 148V149H15ZM25 148V149H24ZM85 148V149H84ZM96 148H97V150H96ZM99 148H100V150H99ZM106 148V149H105ZM203 150H202V149ZM27 149V150H26ZM29 149V150H28ZM39 149H41V150H39ZM51 149V150H50ZM52 149H53V151H55V152H52V154H51V151H52ZM104 151H103V150ZM175 149V148H174ZM241 149L243 150V151H241ZM255 149H257L256 151H255ZM3 150V151H2ZM58 150V151H57ZM79 151V153L77 152V151ZM81 150V151H80ZM82 150L84 151V152H82ZM111 150V151H110ZM4 151L6 152V154H8V155H4ZM11 151V152H10ZM38 151V152H37ZM40 151V152H39ZM67 151H68V154H67ZM73 151V152H72ZM77 153H76V152ZM100 151V152H99ZM218 151V150H217ZM240 151H241V154H242V156H240ZM259 153H258V152ZM82 152V153H81ZM172 152V151H171ZM239 152V153H238ZM256 152V153H255ZM262 152V153H261ZM3 153V154H2ZM27 153V154H26ZM63 153V154H62ZM64 153H66V154H64ZM73 153V154H72ZM84 153V154H83ZM107 153V154H106ZM203 154H204V152H202ZM201 152H197V155H198V157H197V155H196V160H199V163L201 162H203V164L204 165H206L207 166V162L205 163L204 161H205V158L203 157V154H202ZM11 154V155H10ZM48 154V155H47ZM55 154V155H54ZM77 154V155H76ZM78 154L80 155L79 157H78ZM85 154H87L86 156H85ZM98 155V157H97V155ZM105 154V155H104ZM170 154V153H169ZM172 154V153H171ZM170 154V155H171ZM202 154V155H201ZM246 154V155H245ZM252 154V155H251ZM10 155V156H9ZM60 155V156H59ZM61 155H63L64 157H63V159L66 161V159L68 160V165H70V167L67 165V167H66V165H64L63 164V162H64V160L63 159H61L62 157H61ZM67 155H68V157H67ZM93 155H95L94 157H92ZM44 156H45V158H44ZM56 156L57 157H59L61 160L59 161V158L58 159H56ZM75 156V157H74ZM77 156V157H76ZM84 156L87 158H84ZM103 156L104 158H101V157ZM110 156V157H109ZM167 155H165V157H166ZM201 156V157H200ZM239 156H240V158H239ZM14 157V160L12 159ZM91 157H92V161H91ZM96 157V159H94ZM6 158L8 159V160H6ZM49 158V160H46L45 161V159H48ZM53 158L54 159H56V160H53ZM66 158V159H65ZM69 158V159H68ZM80 158H82V159H80ZM110 158V159H109ZM204 158V159H203ZM247 158V159H246ZM251 158V159H250ZM99 159V160H98ZM102 159H103V161H102ZM240 159H242V163H243V161H244V159H245V161L247 162L248 161V159H249V161L248 162H250V160H251V163H249V165L247 166L246 164H248V163H246L245 164V166H244V168L242 167L243 166V164L241 165L240 164ZM10 160V161H9ZM53 160V161H52ZM85 160V161H84ZM93 160H97V161H93ZM236 160V161H235ZM9 161V162H8ZM54 161L55 162H57V163H54ZM71 161L73 162V164H72V166H71ZM244 161V162H245ZM52 162V163H51ZM67 162V161H66ZM92 162V163H91ZM93 162H95V163H93ZM209 162V161H208ZM1 163H3V164H1ZM6 165H5V164ZM8 163V164H7ZM13 163V164H12ZM39 163V164H38ZM54 163V164H53ZM65 163V162H64ZM9 164H12V165H9ZM36 164H38V165H36ZM45 164H46V166H45ZM59 164H61V165H59ZM108 164V165H107ZM195 164V163H194ZM194 164H192L194 167H196V168H193L192 166H190L189 168H187L188 166H184L183 167V165L181 164V166H179V168L177 167L176 169H175V171L176 170H178L179 171V169H181V171L180 172H178V173H180L181 175V178L183 179V181H184V184H186L187 186H188V184H189V186H190V184H191V187H187L186 188V191H187V189H188V191H187V193H184L185 195H182L181 197H180V201H182L183 199L184 200H186L187 199V197L190 199V203L189 204H191V210H193V207H194V214H196V216H198V214L197 213H199L200 212V210L202 211V209L207 205L206 203H208V205H207V207H205L204 208V211H208L209 213L211 212H214L215 213V215H221V214H223L224 213V206L226 205V203H225V199H227V198H224V200H223V198L220 200V198L218 199H216V201H209V199L207 200V199H205L206 198V196H204L205 194H206V192H208V191H210V189L212 188V186H214L212 189H211V191L212 190H214V189H216L217 190V193H218V188H219V186L221 185L220 183L222 182V179H221V177H220V175L218 174V173H220V171H219V169H220V166H219V164H218V162H217V164L215 163V164H210L209 166H208V170H210L211 169V167H212V169L210 170V171H208L209 172V174H212L211 175V177L213 176V175H215L214 177H210L209 176V178L208 179H206V178H203V179H205V180H207V182L206 183H204V184H208L207 185V187L203 184V185H201V183H200V180H201V178H200V180L197 182V175L198 174H202V173H204V170L205 169H202V167L204 166V165H202V167H200V166H198V165H201V164H196V165H194ZM236 164V165H235ZM5 167H4V166ZM13 165H15L14 167H15V169L13 170ZM106 165V166H105ZM218 165V166H217ZM234 165V166H233ZM11 166V167H10ZM60 166V167H59ZM102 167H103V165H101ZM101 166H99L98 167V169H101L102 170V167ZM206 166H205V168H206ZM211 166V167H210ZM236 166V167H235ZM9 167V168H8ZM86 167V171H85V168ZM101 167V168H100ZM201 169H200V168ZM210 167V168H209ZM245 167H248V168H245ZM255 167V168H254ZM2 168V169H1ZM68 168H70L69 170H68ZM82 168L84 169V170H82ZM92 168V167H91ZM193 168V169H192ZM198 168V169H197ZM217 168V169H216ZM256 169V170H254V169ZM60 169V170H59ZM79 169V170H78ZM89 169V170H88ZM104 169V168H103ZM106 169V168H105ZM184 169H185V171H184ZM190 169V170H189ZM196 169H197V172H199V171H201V172H199L198 174H196L197 172H196ZM233 169H234V171L235 172H233ZM51 170H49V172L51 171ZM70 170V171H71ZM88 170V171H87ZM193 170V171H192ZM213 170V171H212ZM218 170V171H217ZM251 170V171H250ZM259 170V171H258ZM4 171V170H3ZM18 171V172H17ZM106 170H104L102 173H101V176H104V175H102L104 172H105ZM187 171V172H186ZM203 171V172H202ZM253 171V172H252ZM256 171H258V173L256 172ZM35 172V173H34ZM56 171H54L53 173H55ZM56 172V173H57ZM63 172V173H62ZM185 174H184V173ZM194 172V173H193ZM205 172H206V170H205ZM248 172H250V173H248ZM51 174H53L52 173V171L50 172ZM65 173V174H64ZM106 173V172H105ZM104 173V174H105ZM165 173V172H164ZM183 173V174H182ZM248 173V175H246ZM260 173V174H259ZM1 175L2 177H4V175ZM163 173H161L159 176H156L157 177V179H155V181L154 182H157V185H160V184H163L162 182V180H164V182H168L169 181V179H167L165 176H168V175H162ZM167 174V173H166ZM175 174H177V173H175ZM189 174V175H188ZM217 174V175H216ZM257 174H259V175H257ZM59 175V174H58ZM59 175V176H60ZM194 175V176H193ZM234 175V174H233ZM254 175V176H253ZM257 175V176H256ZM263 175V176H262ZM0 176V177H1ZM87 176V175H86ZM177 176H179V174H177ZM190 176V177H189ZM192 176V177H191ZM220 177V181L221 182H219V178L218 177ZM246 176H248V177H246ZM251 176H253V177H251ZM257 178H256V177ZM94 177H96V176H94ZM94 177H92V178H94ZM161 177H162V179H161ZM101 180V181H103V180H105V179H102V178H100L99 176L97 177V178H94V179H91L90 181H92V182H94L95 181V179H97L98 181H100L99 179ZM165 178H166V180H165ZM194 178V179H193ZM211 178V179H210ZM218 178V179H217ZM246 178V179H245ZM249 178H251V179H249ZM255 180H257V181H254V179ZM214 179V180H213ZM260 179V180H259ZM96 180V181H97ZM193 180H195V181H193ZM211 180V181H210ZM217 180V181H216ZM192 181V182H191ZM209 181V182H208ZM252 181H254L253 182V184H252ZM91 182V184L89 183V186L91 185V187L92 186H94L93 187V189H94V191L93 192H95L96 191V189H97V187H98V183H102V182H95V184H96V186H95V184L94 183H92ZM170 182V181H169ZM201 182H203V180H201ZM210 183H211V185H210ZM214 183V184H213ZM110 184V183H109ZM109 184L107 185V186H109ZM165 184V183H164ZM195 184V185H194ZM216 184H218V185H216ZM80 185V184H79ZM79 185H76V186H78L79 187ZM83 185H86V186H84V187H82ZM83 185H81V187H79V188H81V190L79 191V188L77 187V190H76V187L75 186H73V187H71V191L73 190V191H75L76 190V192L77 191H79V192H77V194H78V197H79V195H80V197H79V200H80V202L82 201V203L84 202V203H86V204H84V206L86 205V210H85V214H84V216L86 215V216H88V217H86L87 219H92V217H94V213H93V209H91V212H90V208H91V206L94 204V203H96V207H102V209L104 210V212H106V217H103V220H101L102 222L104 221V228L106 229H104L103 227V229H101L100 228V231L97 229V228H93L92 230H93V232H94V234H95V236L98 238V242H97V244H96V246H94V248H95V253H94V256H96L95 257V259L96 260H98V253L101 255V256H106L108 259H109V257H113V256H116L115 257V262H117L118 264H120V262H119V260L121 261V258H120V252L123 254V252L125 253L126 251H127V249H128V247H127V242L129 243H131V246H132V242H134V241H132V240H127V239H123V238H126L125 237V235L127 234L128 235V232L126 231V228H125V230L123 229L124 227H123V225H125L124 223H123V221H124V216L123 217H121L120 216V214L118 215V214H116V211H113L114 209L112 208V206H109L108 204V208L107 207H105V206H107V205H105V201L104 200H102V199H99L98 197H95L94 195H93V193H90V194H88V191L89 192H92V191H90V190H93L91 187H89L87 184H83ZM100 185H102V184H100ZM103 185H104V183H103ZM225 187H224V186ZM223 185H221L220 187H222V188H220V189H225L224 191H228L229 190V186H227L226 184H225V182L223 183ZM250 185V186H251ZM87 186H88V188H87ZM116 186V185H115ZM197 186V187H196ZM199 186H200V188H199ZM206 188H205V187ZM209 186V187H208ZM2 187V186H1ZM0 187V194H1V190H3V189H5L6 188V190H5V192H4V190H3V192H2V194L3 195H0V203L1 202H4V203H2L1 205H3L4 207H6V208H4L3 206V208L1 207V205H0V211H8V209L10 208V209H12V207H16V204H17V200H16V195L17 194H14L13 193V191L12 192H9L10 190H12V188L10 187V186H8V187H2L1 188ZM194 187V188H193ZM228 187V188H227ZM9 188H11L10 190H9ZM83 188V189H82ZM90 188V190H87V189H89ZM110 188V187H109ZM196 188V189H195ZM199 188V189H198ZM113 189H115V188H113ZM195 190V192H193L194 190ZM201 189V190H200ZM205 189V190H204ZM228 189V190H227ZM252 189V190H251ZM13 190H14V188H13ZM86 190V191H85ZM98 190V189H97ZM193 190V191H192ZM198 190V191H197ZM203 190V191H202ZM215 190V191H216ZM71 191H70V193L69 194H71ZM83 191H85V194H84V192ZM185 191V192H186ZM200 191V192H199ZM230 191H231V193H232V191H234V189L232 188V190H231V188H230V190H229V194H230ZM86 192H87V194H86ZM252 193L253 192V194H250V193ZM13 193V196L11 195ZM190 193V194H189ZM199 193V194H198ZM205 193V194H204ZM220 193V192H219ZM255 193L257 194L256 196H255ZM10 194V195H9ZM227 194H228V192H227ZM228 194V195H229ZM15 195V196H14ZM92 195L95 197V198H93L92 197ZM186 195H191L190 197L189 196H186ZM200 195V197L199 198H201V197H203V201H205V202H203V201H201V199H197L198 198V196ZM263 195V196H262ZM216 197H217V194L215 195ZM221 196V195H220ZM12 197H14V198H12ZM84 197V198H83ZM91 197V198H90ZM185 197V198H184ZM196 197V198H195ZM13 199V200H15V201H13L12 200V202L14 203L15 202V204H14V206H13V204L11 203V199ZM96 198H97V200H96ZM207 198H208V195H207ZM228 198H231V196H229ZM3 199V200H2ZM10 199V200H9ZM18 199V198H17ZM95 201H94V200ZM193 199V200H192ZM256 199V200H255ZM4 200H6V201H4ZM93 202H92V201ZM188 200V199H187ZM196 200V201H195ZM200 200V201H199ZM222 200H223V202H222ZM258 200V201H257ZM99 201V202H98ZM192 201H194L193 203H192ZM208 201V202H207ZM263 201V202H262ZM8 202V203H7ZM213 202V203H212ZM221 202H222V204H221ZM88 203V204H87ZM200 203V204H199ZM203 203V205H201ZM229 203L231 204V202L229 201ZM260 203V204H259ZM205 204V205H204ZM213 204H215V205H213ZM256 204V205H255ZM12 205V206H11ZM95 205V204H94ZM92 206V207H95V206ZM192 205H194V206H192ZM261 205H263L262 207H261ZM199 206H202V208H200ZM90 207V208H89ZM200 209H199V208ZM197 208L199 209V210H197ZM219 208V209H218ZM252 208V209H253ZM261 208H263L262 209V211H261ZM4 209V210H3ZM6 209V210H5ZM9 209V210H10ZM113 209V210H112ZM197 210V211H196ZM115 212V213H114ZM202 212H200L199 214H201ZM213 213V214H214ZM221 213V214H220ZM255 213V214H254ZM92 214V215H91ZM115 215H118V216H115ZM104 216V215H103ZM112 216V217H111ZM217 216V217H218ZM22 217V216H21ZM20 216L19 217H17V219L15 220V222H16V226L18 227V229L20 230H22L23 232H24V230H27V228L24 226V223L26 222L25 221V218H23L22 217V219L23 220H21L20 218H21ZM116 217V218H115ZM220 217V216H219ZM95 218H97L96 217V215H95V217L93 218L94 220H95ZM120 218V219H119ZM92 219V221H94ZM107 219H109V220H107ZM107 220V221H106ZM117 220H119V221H117ZM255 222H254V221ZM263 220H264V216H263ZM75 221H77V220H75ZM216 219L215 220H212V221H210L209 222V225H210V227L212 228H210V230H213V232L215 231L216 232V234L218 233L217 231V228H218V223H216ZM79 221H77V223H78ZM80 223V222H79ZM121 223V224H120ZM109 224V225H108ZM250 224V225H249ZM119 225H121V226H119ZM80 226V225H79ZM85 226H87V224L85 223ZM84 226V224L82 225L81 224V231H82V233L80 232V236L83 238L82 240H87L88 239V237H86V236H91L90 235V233L89 234H87V232H88V230L86 229L87 227H85ZM139 226V225H138ZM217 226V227H216ZM121 228V229H119V228ZM126 227V226H125ZM164 227H167L166 226V224H164ZM163 227V228H164ZM26 228V229H25ZM139 228H140V226H139ZM78 229V228H77ZM123 229V231H120V230H122ZM2 230L4 231V226H1V224H0V233L2 232ZM20 230V231H21ZM79 230V229H78ZM87 231V232H86ZM167 231V230H166ZM23 232H21V233H23ZM104 234H103V233ZM120 232V233H119ZM127 232V233H126ZM214 232V233H215ZM258 232V233H259ZM20 233V232H19ZM124 233V235H122ZM195 233V232H194ZM120 234V235H119ZM259 234H261V233H259ZM78 235V236H79ZM126 235V236H127ZM1 236V235H0ZM80 236H79V238H80ZM239 236V237H238ZM245 236V237H244ZM260 237H262V236H260ZM264 237V236H263ZM78 238V239H79ZM121 238H122V240H121ZM80 240H81V238H80ZM241 240V241H240ZM3 241V242H2ZM5 241V242H4ZM132 241V242H131ZM0 242H2L1 244H10L9 246H11L12 244H11V242H9V241H6V240H1ZM242 242V243H241ZM129 243V244H130ZM247 243V244H246ZM128 244V245H129ZM242 244V245H241ZM126 245V247H127V249H126V247H124V246ZM247 246V248H248V251H247V249H245V247ZM0 247H1V245H0ZM32 247V246H31ZM120 247H121V249H120ZM83 248V247H82ZM80 248L81 249V251H83V252H85L87 249H85V248ZM125 248V249H124ZM1 249V248H0ZM32 249V248H31ZM85 249V250H84ZM120 249V250H119ZM122 249H124V250H122ZM130 249V250H129ZM128 249V251H130L131 252V250H133V248H129ZM254 251H253V250ZM70 250L72 251L73 250V246L70 248ZM74 250H76L75 252H77L78 253V251H80L79 249L77 250V249H74ZM122 250V251H121ZM126 250V251H125ZM262 250V251H261ZM117 251V252H116ZM126 252L124 255H127L129 252ZM83 252H82V254H83ZM132 253V252H131ZM257 253V254H256ZM259 253V254H258ZM119 254V255H118ZM121 254V255H122ZM206 253H205V251H194V252H192V255H193V257H194V259H196V261H200V260H204V258H206V255H205ZM249 254V255H248ZM262 254V255H261ZM256 255V256H255ZM50 256V255H49ZM48 255H46L45 257H44V259H43V264H51L50 263V257H49ZM53 260L51 261L52 262V264H57L56 262H57V254L54 252V254H53ZM118 256V257H117ZM203 256V257H202ZM98 257V258H97ZM238 257V258H237ZM167 259H164L163 261H165L164 263L166 264L167 263V260L169 261V257H166ZM199 258V259H198ZM237 258V259H236ZM241 258V259H240ZM249 259V260H248ZM117 260V261H116ZM127 261V260H126ZM246 261V262H245ZM36 264H38V259H36ZM114 262V263H115ZM159 262V263H158ZM157 263L158 264H160L161 262L160 261H158ZM104 263V262H103ZM164 263H161V264H164ZM0 264H1V260H0ZM125 264H128V263H125ZM129 264H131V263H129Z\"/></svg>",
	"mask_w": 264,
	"mask_h": 264
},
{
	"label": "bare ground",
	"instance_id": "6f19581e",
	"mask_svg": "<svg viewBox=\"0 0 264 264\" xmlns=\"http://www.w3.org/2000/svg\"><path fill=\"white\" fill-rule=\"evenodd\" d=\"M30 3H28V2ZM65 1V0H64ZM72 1V0H71ZM75 1H77V0H75ZM75 1H74V3H75ZM198 1V0H197ZM263 1V0H262ZM27 2V3H26ZM38 2V1H37ZM63 2V1H62ZM68 2V1H67ZM198 2H200L199 4H201V0L200 1H198ZM247 3L249 2V1H246ZM261 2V1H260ZM27 5H26V4ZM41 3H42V1H41ZM64 3V2H63ZM68 3H70V2H68ZM111 3V2H110ZM186 3V2H185ZM190 3V2H189ZM204 3H205V9L203 8V10H201V11H203L202 13V15L204 16V14H205V17H204V19H205V21H204V19H203V21H200L199 19L200 18H198V20L201 22V24H202V22H206L209 26H211V27H213V29H215V32H212L213 30H212V28L210 27L208 30H210V35L212 34L213 36H214V38H217L219 35H220V37H221V39L222 40H220V41H222V42H220V43H223V44H225L224 46H225V48H226V50L228 51V50H232V49H229L230 47H228L229 46V44H231V46L233 47V49L236 47L235 45H232V44H237L236 42L235 43H233L231 40H233V38L232 37H230V39H225V37H227V38H229V33H228V29H227V31H226V34H228V36L226 35V36H223L224 34H223V32L225 31V27H226V24L228 23V22H230L231 23V21L229 20L228 21V19H227V17H224V16H220V13L222 14V10L223 9H229V7L230 6H228L229 4L228 3H231L230 2V0L228 1V0H207V1H205L204 0ZM32 5V6H29V5ZM36 4V1H34V4H33V0H0V21L1 22H3V19H5V17H11V14H13V13H15V12H18V13H15L16 15L18 14L19 15V17L21 16V17H23V18H25V15L27 14V11H28V9L29 8H32L33 6V8H37L38 7V5L36 6L35 5ZM38 4H39V2H38ZM65 4H66V2H65ZM113 4V3H112ZM188 4V3H187ZM198 4V5H199ZM221 4V7L219 8V10L221 11L220 13H219V10H218V12H217V14H216V12H215V8H216V6L217 5H220ZM239 4V3H238ZM250 4V3H249ZM260 4V3H259ZM263 4V3H262ZM42 5V4H41ZM61 5H63V4H61ZM76 5H78V4H76ZM75 5V6H76ZM95 5V4H94ZM97 5H98V3H97ZM96 5V6H97ZM104 5V4H103ZM172 5V4H171ZM193 5V4H192ZM231 5V4H230ZM257 5H258V3H257ZM43 6V5H42ZM69 6V5H68ZM185 6H186V4H185ZM184 6V7H185ZM77 7V6H76ZM176 7V6H175ZM183 7V8H184ZM192 7V6H191ZM231 7H233V5L231 6ZM230 7V8H231ZM248 7H249V5H248ZM258 7H260V5L258 6ZM257 6H255V7H251L250 8V10H248L247 12H245V13H243L241 16H240V18L238 19V21L239 22H241L240 23V25H239V22H238V24L236 23L235 24V26L237 25H239V28H242V24H245V22H250L251 20H255V18L257 17V15L258 16H260L261 14H262V11H260L259 9L260 8H258ZM42 8V7H41ZM66 8V7H65ZM72 8V7H71ZM78 8V7H77ZM98 8V7H97ZM187 8V7H186ZM186 8H184V10L186 9ZM189 8V7H188ZM188 8H187V10H188ZM195 8V7H194ZM234 8V7H233ZM37 9H39V8H37ZM70 9V8H69ZM76 9V8H75ZM75 9H73V10H75ZM95 9V8H94ZM106 9H107V7H106ZM112 9H114V8H112ZM165 9V8H164ZM200 9H202V8H200ZM232 9V8H231ZM249 9V8H248ZM15 11V12H13V11ZM17 10V11H16ZM32 10V9H31ZM31 10H29V11H31ZM34 10V9H33ZM67 10V9H66ZM111 10V9H110ZM190 10V9H189ZM199 10V9H198ZM197 10V11H198ZM214 10V11H213ZM20 11V12H19ZM99 11V10H98ZM136 11V10H135ZM139 11V10H138ZM186 11V10H185ZM184 11V13H183V15L184 16H186L187 17V15H186V12ZM195 12V13H200L199 14V17L201 16V11L199 10L198 12ZM232 11V10H231ZM239 11V10H238ZM12 12V13H11ZM32 13H29L28 15L29 16H31V14H33V11H31ZM34 12H37V11H34ZM76 10L74 11V15L75 16H73V17H71L72 19H74V18H78L79 19V17L80 16H77L76 15ZM80 12V11H79ZM82 12V11H81ZM109 12V11H108ZM180 12H181V10L179 11V15H180ZM182 12H183V9H182ZM189 11H187V14H190V13H188ZM216 14H214V13ZM223 12H225V10L223 11ZM227 12V11H226ZM244 12V11H243ZM9 15H8V14ZM26 13V14H25ZM39 13H41V12H39ZM72 13V12H71ZM129 13V12H128ZM170 13V12H169ZM235 12L233 11V14H234ZM237 13V12H236ZM235 13V14H236ZM36 14V13H35ZM43 14V13H42ZM112 14V13H111ZM114 14V13H113ZM172 15H174L173 13H171ZM182 14V13H181ZM214 14V15H213ZM219 14V15H218ZM223 14H225V13H223ZM232 14V16H234ZM14 15V14H13ZM12 15V16H13ZM15 15V16H16ZM70 16H72V14H69ZM68 15V17H69V19H71L70 18V16ZM78 15H80V14H78ZM141 15V14H140ZM175 15H177L176 13H175ZM178 15V16H179ZM220 16L219 18L218 17H216V16ZM237 15V14H236ZM263 16H264V14H262ZM5 16V17H4ZM35 16V15H34ZM38 16H40L39 14H38ZM38 16H37V18H38ZM88 16V15H87ZM91 16V15H90ZM109 16V15H108ZM111 16V15H110ZM143 16V15H142ZM190 16V15H189ZM197 16V15H196ZM2 17H4L3 19H2ZM26 17H28V16H26ZM33 17V16H32ZM31 17V18H32ZM82 17V16H81ZM96 17H97V15H96ZM130 17H133V16H130ZM140 17V16H139ZM138 17V18H139ZM180 17V16H179ZM184 17V20L186 19H188L189 17ZM214 17H216V19L214 18ZM5 19V20H8V19ZM16 18H17V16H16ZM30 18V19H31ZM43 18V17H42ZM64 18V17H63ZM83 18V17H82ZM85 18V17H84ZM111 18V17H110ZM117 18V17H116ZM127 18V17H126ZM160 18V17H159ZM169 18H170V16H169ZM174 18V17H173ZM226 18V19H225ZM12 19H14L13 17H12ZM11 19V20H12ZM26 19V18H25ZM24 19V20H25ZM75 19V20H76ZM77 19V20H78ZM81 19V18H80ZM79 19V20H80ZM119 19V18H118ZM134 19V18H133ZM145 19V18H144ZM174 19H176V17L174 18ZM178 19V18H177ZM234 19V18H233ZM261 19V18H260ZM23 20V19H22ZM27 20V19H26ZM79 20H78V23H81V20H80V22H79ZM83 20V19H82ZM87 20V19H86ZM85 20V22H84V20L82 21V22H84V23H82V24H85L87 21ZM110 20V19H109ZM132 20V19H131ZM159 20V19H158ZM171 22H172V18L171 19H169ZM183 20V19H182ZM8 21H10V20H8ZM13 21V20H12ZM18 21V20H17ZM20 21V20H19ZM36 21V20H35ZM73 21V20H72ZM141 21H143V19L141 20ZM161 21H164V20H161ZM174 21V20H173ZM175 21H177V20H175ZM190 21H192L193 22V20H190ZM189 21V22H190ZM233 21V20H232ZM235 21V20H234ZM14 22V21H13ZM89 22V21H88ZM87 22V23H88ZM93 22V21H92ZM112 22V21H111ZM127 22H129V21H127ZM170 22V23H171ZM181 22V21H180ZM199 22V23H200ZM243 22V23H242ZM5 23V22H4ZM16 23V22H15ZM25 23V22H24ZM23 23V24H24ZM38 23V22H37ZM41 23V22H40ZM95 23V22H94ZM168 23V22H167ZM169 23V24H170ZM174 23H177V22H174ZM179 23V22H178ZM177 23V24H178ZM183 23V22H182ZM182 23H180V24H182ZM185 23V22H184ZM205 23V24H206ZM251 23V22H250ZM14 24V23H13ZM28 24V23H27ZM98 24V23H97ZM128 24V23H127ZM158 24V23H157ZM172 24V23H171ZM190 24V26L192 25V24H194V22L191 24V22L189 23ZM205 24H203V26H205L206 28V30H207V28H208V26H206ZM213 24H215L214 26H213ZM3 25V24H2ZM15 26H16V24H14ZM14 25H11L10 24V26H14ZM18 25H19V22H18ZM25 25V24H24ZM54 25V24H53ZM71 25V24H70ZM75 25H77V21H75ZM75 25L73 26V27H75ZM78 25H80V24H78ZM124 25H126V23L124 24ZM160 25V24H159ZM166 25V24H165ZM232 25V24H231ZM9 26V27H10ZM26 26V25H25ZM38 26V25H37ZM82 26H84V25H82ZM91 26V25H90ZM110 26V25H109ZM148 26V25H147ZM170 26V25H169ZM188 24H187V27H190ZM202 26V27H203ZM230 26V25H229ZM246 26H247V24L246 25H244L243 27H245V29H246ZM22 27V26H21ZM30 27V26H29ZM77 27V26H76ZM81 27V26H80ZM79 27V28H80ZM87 27H89L87 24L85 25V29H87ZM92 27V26H91ZM165 27V26H164ZM172 27H174V25L172 26ZM185 28L183 31L184 32H186V34L184 35L185 36V38L186 39H183V42H186L185 44L186 45H184V47H181V46H183V44L182 45H180L181 43H179V41H178V43H179V47L178 48H180V49H178V50H183V52H184V49L183 48H186V49H188V56H185V53H183V52H181L180 54H179V52L180 51H178L177 53L180 55V62L179 61H177L176 60V62H179L180 63V66L182 65L183 66V64L184 63H186V62H188L187 60H190V59H194V57L193 58H189V57H191V55L193 54V52L195 51L194 50V48H197L198 50H199V48H200V50L198 51V50H196V52H198V53H195L194 52V54H197V55H195V56H197L198 57V59L195 57V59L198 61L199 60V58H203L202 60L203 61H201V59H200V61H198L197 63H199L198 65H197V67L200 69L201 67L202 68H204L203 66H204V64H205V62L206 61H208V60H210L209 58H208V60L207 59H204V57H202V55H205V57H207V55L209 56V52H210V49H211V45H213V36L211 37V36H208L209 35V31L207 30V31H205L203 28H201V25H200V28H197L196 26H191V28L192 27H196V29H194L195 31L193 32V33H199V32H202V31H204L203 33L205 34V36H206V38L204 37V35H203V33H201L202 35H197V34H195V35H197V37L199 36H203V38L202 37H200V40H198L199 38H196L197 39V41L195 40V39H193V38H195V35H193L192 33H191V31L188 29V28ZM260 27V26H259ZM262 27V26H261ZM17 28V27H16ZM38 28V27H37ZM68 28V27H67ZM99 28V27H98ZM148 28V27H147ZM158 28V27H157ZM168 28H170V27H168ZM174 28H177V25H176V27H174ZM173 28V29H174ZM190 28V29H191ZM229 28H231V27H229ZM263 28V27H262ZM21 29V28H20ZM57 29V28H56ZM63 29V28H62ZM84 29V30H85ZM120 29V28H119ZM146 29V28H145ZM167 29V28H166ZM187 29H188V32H189V34L190 35H188L187 34ZM198 29H200V31L198 30ZM202 29V30H201ZM261 29V28H260ZM28 30H29V28H28ZM78 30V29H77ZM83 30V29H82ZM88 30V29H87ZM97 30V29H96ZM129 30V29H128ZM133 30V29H132ZM158 29H156V31H157ZM162 30V29H161ZM171 30V29H170ZM178 30V29H177ZM186 30V31H185ZM198 30V31H197ZM212 30V31H211ZM246 30H249V28L248 29H246ZM21 31H23V30H21ZM45 31V30H44ZM55 31V30H54ZM53 31V32H54ZM56 31H59V30H56ZM67 31H68V29H67ZM145 31V30H144ZM155 31V32H156ZM160 31V30H159ZM193 31V30H192ZM223 31V32H222ZM230 31H232V30H230ZM241 31V30H240ZM262 31H264V29L262 30ZM62 32H63V30H62ZM71 32V31H70ZM76 30H72V33L74 34H76ZM94 32V31H93ZM121 32V31H120ZM119 32V34L118 35H122V37L124 36L123 35V33H120ZM133 32V31H132ZM163 32V31H162ZM175 32V31H174ZM174 32H172V33H174ZM208 32V33H207ZM212 32V33H211ZM218 33V34H216V35H214L215 33ZM12 33V32H11ZM65 33H66V31H65ZM82 33H84V32H82ZM96 33V32H95ZM118 33V32H117ZM116 33V34H117ZM126 33V32H125ZM127 33H128V31H127ZM148 33H149V31H148ZM153 33H154V31H153ZM161 33V32H160ZM165 33V32H164ZM171 33V32H170ZM171 33V35H173ZM178 33V32H177ZM176 33V35L178 36V34ZM208 35H207V34ZM243 33H244V31H243ZM248 33V32H247ZM255 33V32H254ZM262 33V32H261ZM52 34V33H51ZM71 34V33H70ZM97 34V33H96ZM113 34V33H112ZM130 34V33H129ZM138 34V33H137ZM145 34H147V33H145ZM167 34V33H166ZM232 34V33H231ZM263 34H264V32H263ZM262 34V35H263ZM49 35V37H50V33L48 34ZM60 35V34H59ZM59 35H57V36H59ZM67 35V34H66ZM83 35V34H82ZM170 34L168 33V36H169ZM187 35V36H186ZM193 35V36H192ZM222 35V36H221ZM233 35H234V33H233ZM239 35V34H238ZM237 35V36H238ZM243 35V34H242ZM247 35V34H246ZM52 36H55V35H53L52 34ZM52 36H51V38H52ZM79 36V35H78ZM78 36H77V38H78ZM84 36V35H83ZM94 36V35H93ZM132 36V38H131V40H132V42L130 43V46L132 45V46H136L138 43H140L141 41L140 40H138L137 39V37L139 36V35H134L133 36V34L131 35ZM149 37H147V38H151L150 36H151V34L150 35H148ZM154 38H156L157 36L159 37V35H156L155 33H154V35H152ZM168 36H166V37H168ZM176 36V37H177ZM232 36V35H231ZM235 36V35H234ZM233 36V37H234ZM244 36V35H243ZM19 37V36H18ZM48 37V38H49ZM56 37V36H55ZM55 37H53L52 38V41L53 40H55ZM61 37V36H60ZM67 37V36H66ZM85 37V36H84ZM107 37V36H106ZM126 37V36H125ZM128 37H129V35H128ZM142 37H143V35H142ZM157 37V38H158ZM163 37V36H162ZM191 38V40H190V38ZM193 37V38H192ZM208 37V38H207ZM224 39H223V38ZM241 37V36H240ZM247 37V36H246ZM259 37V36H258ZM34 38V37H33ZM33 38L31 39V40H33ZM36 38V37H35ZM34 38V39H35ZM50 38V39H51ZM74 38L75 39H77L75 36H74ZM93 38V37H92ZM91 38V39H92ZM115 38V37H114ZM113 38V39H114ZM117 39H118V37H116ZM173 38V37H172ZM178 38H180L181 39V37H178ZM188 38V39H187ZM204 38H205V40H206V42L205 41H203L204 43H202V40L201 39H203L204 40ZM210 38H212L211 39V41L209 40ZM242 38V37H241ZM256 38H257V35H256ZM57 39V38H56ZM60 39V38H59ZM65 39V38H64ZM67 39V38H66ZM65 39V40H66ZM73 39V38H72ZM74 39V40H75ZM90 39V38H89ZM108 39V38H107ZM140 39V38H139ZM161 39H163V38H161ZM160 39V40H161ZM174 39H175V37H174ZM173 39V40H174ZM177 39V38H176ZM180 39H178V40H180ZM192 39H193V42H195L196 43V45H197V43H198V45L195 47L194 45H192V43L193 42H191L192 41ZM235 39V41L237 40V38L235 37L234 38ZM245 39V38H244ZM48 40V39H47ZM120 41H122V40H124V39H119ZM118 40V41H119ZM142 40V39H141ZM150 40H152V39H150ZM154 40V39H153ZM170 40V39H169ZM169 40L167 39V41L169 42ZM190 41L191 42V47H189V48H187V46H188V41ZM228 40V42H226ZM230 40V41H229ZM251 40V39H250ZM253 40V39H252ZM256 40V39H255ZM261 40V39H260ZM60 41V40H59ZM58 41V42H59ZM69 41V40H68ZM76 41V43H74L75 45H73V46H76V44L79 42L80 43V41H77V40H75ZM84 41H86L85 39H84ZM117 41V40H116ZM147 41H149L148 39H147ZM175 41V40H174ZM201 41V42H200ZM34 42V41H33ZM32 42V43H33ZM86 42H88V41H86ZM86 42H84V43H86ZM91 42H92V40H91ZM95 42V41H94ZM123 42V41H122ZM127 42V41H126ZM150 42V41H149ZM156 42H158V41H156ZM190 42H189V44H190ZM199 42H200V45H199ZM213 42V43H212ZM228 43V45L226 44V43ZM260 42V41H259ZM28 43H30L29 41H28ZM56 43V42H55ZM63 43H64V41H63ZM71 43H72V41H71ZM90 43V42H89ZM96 43V42H95ZM108 43V42H107ZM113 43V42H112ZM124 43V42H123ZM122 43V44H123ZM143 44H144V39H143V42H142ZM141 43V44H142ZM148 43V42H147ZM151 43V42H150ZM150 43H149V45H150ZM155 43V42H154ZM195 43H193V44H195ZM239 43V42H238ZM50 44V43H49ZM65 44H66V42H65ZM68 44V43H67ZM73 44V43H72ZM119 44V43H118ZM127 44H128V42H127ZM146 44V43H145ZM167 44H169V43H167ZM219 44V43H218ZM223 44H221L220 45V48L223 46ZM14 45V44H13ZM12 45V46H13ZM69 45H70V41H69ZM78 45V44H77ZM81 45H82V43H81ZM86 45V44H85ZM107 45V44H106ZM105 45V46H106ZM147 45V44H146ZM149 45H148V47H149ZM157 45V44H156ZM227 45V46H226ZM62 46V45H61ZM61 46H60V48H61ZM65 46H67V45H65ZM89 46V45H88ZM88 46H87V48H88ZM92 46H93V44H92ZM109 46V45H108ZM128 46V45H127ZM126 46V47H127ZM129 46V47H130ZM134 46V47H135ZM190 46V45H189ZM223 46V47H224ZM15 47V46H14ZM83 47V46H82ZM94 47V46H93ZM120 46H118V48H119ZM142 47V46H141ZM140 47V48H141ZM151 47V46H150ZM154 47H156V46H154ZM219 47V45H217L216 47H214L215 49H217ZM10 48H11V46H10ZM56 48V47H55ZM73 48V47H72ZM79 48V47H78ZM84 48V47H83ZM92 48V47H91ZM95 48V47H94ZM114 48H115V45H114ZM122 48H125V45L122 47ZM128 48V47H127ZM175 48V47H174ZM213 48V49H214ZM219 48V49H220ZM224 48V49H225ZM256 48V47H255ZM46 49V48H45ZM74 49V48H73ZM77 49V48H76ZM80 49V48H79ZM85 49V48H84ZM83 49V50H84ZM106 49V48H105ZM116 49H117V47H116ZM126 49V48H125ZM129 49L130 48H128V49H126V50H128L129 51ZM131 49H133V48H131ZM143 49V48H142ZM155 49V48H154ZM192 49V50H191ZM222 49V48H221ZM56 50H57V48H56ZM60 50V49H59ZM64 50V49H63ZM72 50V49H71ZM87 49H85V51H86ZM96 50V49H95ZM112 50V49H111ZM113 50H115V49H113ZM112 50V51H113ZM137 51L138 49H133V53H134V51ZM164 50H165V48H164ZM194 50V51H193ZM218 50V49H217ZM217 50L215 51L214 50V53H218L219 52V50H218V52H217ZM13 51V50H12ZM54 51V50H53ZM61 51V50H60ZM66 51V50H65ZM68 51V50H67ZM73 51V50H72ZM98 51V50H97ZM117 51H118V49H117ZM127 51V52H128ZM140 51V50H139ZM190 51H193V52H190ZM224 51V50H223ZM222 50H221V52H223ZM42 52V51H41ZM62 52V51H61ZM68 52H70V51H68ZM170 52H171V50H170ZM170 52H169V54H170ZM186 52V51H185ZM199 52H201V53H199ZM221 52H219V53H221ZM236 52V51H235ZM1 53V52H0ZM54 53V52H53ZM66 53V52H65ZM64 53V54H65ZM71 53V52H70ZM73 53V52H72ZM80 53H82V52H80ZM87 53V52H86ZM119 53H121V50H120V52H118V54ZM124 55H125V57H126V55L127 54H125V50H124V52H122ZM130 53V51L128 52V54ZM136 53V52H135ZM142 53H143V50H142ZM141 53V54H142ZM176 53V54H177ZM190 53H191V55H190ZM229 53V52H228ZM231 53V52H230ZM229 53V54H230ZM61 54V53H60ZM68 54V53H67ZM76 54V53H75ZM82 54H84V53H82ZM81 54V55H82ZM104 54V53H103ZM107 53H105V55H106ZM117 54V55H118ZM177 54V55H178ZM181 54H182V58H181ZM183 54H184V56H183ZM236 54V53H235ZM249 54V53H248ZM9 55V54H8ZM50 55V54H49ZM80 55V56H81ZM88 55V54H87ZM101 55V54H100ZM109 55V54H108ZM116 55V56H117ZM122 54H120V55H118V56H121ZM178 55V56H179ZM190 55V56H189ZM14 56V55H13ZM17 56V55H16ZM43 56V55H42ZM45 56V55H44ZM70 56V55H69ZM77 56V55H76ZM135 56V55H134ZM176 56V55H175ZM177 56V57H178ZM199 56H201V57H199ZM210 56H212V55H210ZM209 56V57H210ZM227 56H229V55H227ZM75 57V56H74ZM102 57V56H101ZM130 57V56H129ZM139 57V56H138ZM159 57V56H158ZM52 58H54V57H52L51 56V59H50V56L48 57L47 56V59L45 60V62H43V63H41V64H43L44 65V67H43V65H42V67H43V69L42 70H44V69H52V68H54V69H56L57 67H60V64H58V62H56V61H54V63L52 62L53 61V59ZM73 58V57H72ZM71 58V59H72ZM123 58V57H122ZM133 58V57H132ZM135 58V57H134ZM137 58V57H136ZM175 58V57H174ZM228 58V57H227ZM76 59H77V57H76ZM75 59V60H76ZM80 59V58H79ZM121 58L119 57V60H120ZM149 59V58H148ZM195 59L193 60V68H195L196 67V61H195ZM216 59V58H215ZM63 60V59H62ZM67 60V59H66ZM74 60V59H73ZM78 60V59H77ZM131 60V59H130ZM206 60V61H205ZM211 60L212 61H214L213 60V57L211 58ZM210 60V61H211ZM232 60V59H231ZM58 61V60H57ZM107 61V60H106ZM142 61V60H141ZM166 61V60H165ZM190 61H192V60H190ZM189 61V63H191V68H192V62H190ZM194 61H195V63H194ZM210 61H208V63L210 62ZM211 61V62H212ZM216 61V60H215ZM226 61H228V60H226ZM73 62V61H72ZM131 61H129V63H130ZM132 62H134V61H132ZM210 62V63H211ZM219 62H220V60H219ZM218 62V63H219ZM76 63V62H75ZM112 63V62H111ZM149 63H151L150 61H149ZM202 63H203V65H202ZM225 63H227V62H225ZM40 64V65H41ZM126 64V63H125ZM157 64V63H156ZM170 64V63H169ZM177 64V63H176ZM200 64L202 65V66H200ZM213 64H214V62H213ZM127 65V64H126ZM188 64H186L185 66H187ZM219 65V64H218ZM73 66V65H72ZM76 66V65H75ZM74 66V67H75ZM78 66V65H77ZM84 66V65H83ZM148 66H150V65H148ZM172 66V65H171ZM178 66H179V64H178ZM232 66V65H231ZM124 67V66H123ZM196 67V68H197ZM215 68L213 69V65H212V71L213 72H215L216 73V75L214 74V76H213V74L211 75V76H213L212 78L214 79V77L217 79V82H218V80L220 81L221 80V78H223V76L225 75V73H223V76L221 77V75H222V68H220V69H218L219 68V66H218V70L216 69V67L217 66H214ZM78 68V67H77ZM85 68V67H84ZM173 67H171V71L173 70L172 69ZM177 68V67H176ZM176 68H174V69H176ZM186 68V69H185ZM190 68V69H191ZM193 68L191 69V71L189 70V67H188V70L190 71V72H184V69L185 70H187V67H184L183 69H180L182 72H172V73H167V71L166 72H164L165 73V75L163 76L164 78H166L167 77V74H168V78H167V80H168V83H171V85H169V86H167L168 84H166L167 82H165L166 81V79H164V81L162 82L163 83V85H164V82H165V86H161L160 87V93H159V95H158V93L157 92H155V93H157V96L155 97V98H157V97H159L158 99H156L155 101H158L156 104V106H154V108H153V105H155V104H153V105H151L150 107L152 108V109H147L146 110V108L144 109L143 107V110L145 111L146 110V115H144V113L142 112V110L141 111H139L140 109H138V112H137V110L135 111V113H136V115H135V118L133 117L132 118V116L130 117L129 115H131L132 113L129 111V110H131V109H129L128 107L130 106L129 105V103H128V107H127V109H125L126 111L128 110L129 112H130V114H128L129 112H123L124 110H121V109H123V108H121L120 110H119V108L117 109V107H119V106H121V105H123L122 104V102H123V100H124V105H125V96H123V97H125V98H123L122 97V95H123V92H122V90H120L121 88L118 86L117 87V89L118 88H120L119 89V93H117V95L118 96H120V99L118 100V96H117V100L118 101H120L119 103H121V104H118V101H117V104H118V106H117V104H115L116 103V101H115V103H114V101L112 100V98H114L115 96H113L114 94L113 93H111V92H109V93H111V94H109V93H107L106 92V95L107 94H109L108 96H106L107 97V104H108V106L109 105H111V107L113 106V105H115L114 107H115V109L117 110V111H114V107H112L111 109H108V106H107V110H109V112L107 111V113H105V111H104V113H105V115H106V117H105V119H101L100 120V118H102L103 117V115H104V113H102L101 112V117H99L98 118V116H97V118L96 119H94V121H96L97 122V125H99L100 126V124L101 123H103V126H104V128L103 129H105V128H111L110 130H111V134H112V141H110L109 143H111V145L109 144V146L111 147H109L110 149H112V151H111V153H113L114 151L113 150H115L116 149V151L114 152V154H112V155H110L111 156V161H107V162H110V164H111V167H104V164H102V163H105V158H107V157H101V158H104V161H103V159H102V163H100V161H99V163L96 165V163L95 162H93V163H95V165L94 164H92L89 168H90V171L88 172V173H86V175L84 176V174H82L84 171H82L81 173H79V174H77V173H74V174H70V172L71 173H73L74 171H72L71 169H73V167L74 166H72V164H73V162L71 161V166L72 167H70V165H68L69 163H68V160L66 159V161L63 159V155H61V159H63L64 160V162H63V164L64 165H66L67 163V165L71 168H68V172H67V175H68V173H69V175L70 176H65V177H61V171L60 172H57V170H58V168H57V165L55 164V166H56V168H57V170H56V168H55V170L54 171H56L55 173H53L54 171L53 170H51L52 169V167L51 168H49V166H51L50 164H49V166H48V168H46V169H39L38 171H37V169H35V171H36V174H34V175H31L32 173H31V170H30V167L31 166H34V167H37V166H35V165H31L27 160H26V155L24 156V153L22 152L23 150L21 149V148H18V149H16L18 146H20V143H19V145H17V147L15 148L16 150H14V152H15V154H13V152H12V155L13 156H15V163L17 164V166H18V171H19V174H18V176H14L13 175V173L10 171L11 169L9 168L8 170H7V168H4V169H2V172H4L5 174H3L4 175V177H2L1 175V177H0V187L2 186L3 188L4 187H8V186H10L11 188H12V190H10L11 188H9V192H12L13 191V193L14 194H17L16 195V202H17V204H16V207H12V209H8V211H0V224H1V226H4V231L2 230V232L0 233V241L1 240H6V241H9V242H11V246H9L10 244H1L2 242H0V245H1V249H0V260H1V264H36L37 262H36V259H38V264H43V259H44V257L46 256V255H50L49 257H50V263L52 264V260H53V254H54V252L57 254V264H118L117 262H115V257L116 256H113V257H109V259L105 256H101L99 253H98V260H96L95 259V257L96 256H94V253H95V248H94V246H96V244H97V242H98V238L95 236V234H94V232H93V228H97L99 231H100V228L101 229H103L105 226V224H104V221L102 222L101 220H103V217H106V212H104V210L102 209V207L100 208V207H96V203H94L93 205L95 206V207H92L91 206V208H90V212H91V209H93V213L96 215V217L97 218H95V220L93 219L94 217H95V215H94V217H92V219L94 220V221H92V219H87L86 217H88V216H84V214H85V210H86V205L84 206V204H86V203H82V201L80 202V200H79V197H80V195H79V197H78V194L80 193L79 191L81 190V188H79V187H81V185H83V184H87L88 186H89V183L91 184V182L93 181H90L91 179H94V178H97L98 176L100 177V178H102V179H105V180H103V181H101L99 178V180L100 181H98L97 179H95V181L94 182H92V183H94L95 184V182H102V183H98V187H97V189H96V191L95 192H93L94 191V189H93V187L94 186H92L91 187V185L89 186V187H91L93 190H90V188L89 189H87V190H90V191H92V192H89L88 191V194H90V193H93V195L95 196V197H98L99 199H102V200H104L105 201V205H109V206H112V208L114 209H112L113 211H116V214H120V216L121 217H123L124 216V221H123V223L125 224V225H123V229L125 230V228H126V231L128 232V235L126 236L125 235V237L126 238H123V239H127V240H132V241H134V242H132L133 244H132V246H131V243L129 244L128 242H127V247H128V249L129 248H133V250H131V252L130 251H128V249H127V247H126V245L124 246V247H126V249H127V251L129 252L127 255H124L125 253L123 252V254L120 252V258H121V261L119 260V262H120V264H125V263H131V264H158L159 262L158 261H160L161 263H164L165 261H163L164 259H167L166 257H169V261L167 260V263L166 264H243L242 262V260H239V261H237V260H235V259H233L231 256V254H229L230 253V248H232V247H235L236 248V245L238 244V243H240V242H238V238H237V232L240 230V228H241V226L245 223V222H247L246 220L248 219V217L249 216H251V215H253L252 213H251V211H253L254 212V208L252 209H250L249 210V205H251L253 202H251L252 200H251V198H250V195L248 194V192H246L247 194H245V193H242V192H239V190H241V191H243V190H246V189H248L249 187H251V188H253L252 187V185H251V182H249L248 181V179H247V182H241L240 183V181L241 180H243V179H241V178H239V176L242 174V171H244V170H246V169H243L242 171H240L241 170V168H239L238 166V161H239V159H237V168H235V171L237 172H241V174L240 173H238L239 174V176L238 175H236L235 173V171H234V169H233V172H235V173H233V174H229V172L230 171H232V170H229L228 169V167H229V165H228V163H230V162H232L231 160H233V159H235V158H237V157H235V152H236V146H237V141H235L236 142V145H235V142H234V140H232V142H231V140L229 141V139H232V137H235L232 133H229V134H231V135H228V134H224V135H226V136H224L223 135V133L225 132V131H223V132H221L220 130V132L222 133V137H221V135H219V137H218V135L216 136L215 134H214V129L213 128H216V127H214V125L213 124H216V122L217 121H219L220 119V116H221V118H222V116H223V112L222 111H220L219 110V108H218V110L219 111H217L214 115L212 114L211 116L209 115V117H207L208 116V114L206 115V117H201V118H198V116H199V110H197V112H194L195 110H194V108H193V106H192V104H190L191 106H192V108L193 109H191L190 108V106H188L187 104H183V105H186V106H188V109H187V107H186V110H188L189 111V117H190V119L188 120V122L189 121H191V122H193L192 124H194V127L195 126H201L202 127V130H204V135L206 136V137H208L210 140H214L215 141V139L217 140V141H219V143H218V145H217V143H216V145L217 146H219V148H221V149H216V150H212L210 147L208 148L207 147V149H205V151L203 150V151H200V149L198 148V146L196 147V145L194 146V145H189L188 143H190V142H192L191 140H190V142H188L187 141V139H185L186 140V143H184L183 144V142L181 141L182 140V138H181V134H178V132L179 133H181V132H183V130L180 132V131H177V128H178V125H177V127H174V128H176V130L173 128V126H174V124L172 123V122H168V121H171L172 119H171V115H172V113H174V112H172L173 110H174V107L176 106H178V100L180 99V96H182V94L185 96L187 93H189L191 96H192V98H196V97H194L193 95H196L197 94V92L198 93H200V92H202L203 93V90H202V88H203V84H202V82H205L206 80V78L205 77H207L206 76V74L204 75L205 77H203V78H205L204 80L205 81H203L202 79V75L204 74V72L206 71L205 69H203V70H205L204 72L202 71V68L200 69L202 72V75H201V77L199 76V73H197V69L195 70L194 69V72H193ZM206 68V67H205ZM228 68V67H227ZM60 68H58V70H59ZM120 69V68H119ZM137 69V68H136ZM198 69V70H199ZM216 69V70H215ZM45 70V71H46ZM129 70H131V69H129ZM128 70V71H129ZM187 70V71H188ZM215 70V71H214ZM232 71H233V69H231ZM65 71V70H64ZM75 71V70H74ZM105 71V70H104ZM145 71V70H144ZM148 71V70H147ZM171 71H169V72H171ZM231 71V72H232ZM240 71V70H239ZM85 72V71H84ZM110 72V71H109ZM140 72V71H139ZM198 72H200V71H198ZM209 71H207V73H208ZM224 72V71H223ZM46 73H51L52 74V72H46ZM55 73V72H54ZM70 73V72H69ZM76 73V72H75ZM79 73V72H78ZM87 73V72H86ZM108 73V72H107ZM151 73V72H150ZM167 73V74H166ZM191 73V74H190ZM206 73V72H205ZM236 73V72H235ZM58 74V73H57ZM68 74V73H67ZM81 74V73H80ZM79 74V75H80ZM89 74H91L90 73V71H89ZM97 74V73H96ZM145 74V73H144ZM237 74V73H236ZM48 75V74H47ZM53 75V74H52ZM63 75V74H62ZM65 75H66V73H65ZM65 75H64V77H65ZM69 75V74H68ZM74 75V74H73ZM73 75H72V77H73ZM76 75V74H75ZM78 75V76H79ZM92 75V74H91ZM98 75V74H97ZM131 75V74H130ZM148 75V74H147ZM226 75H227V73H226ZM231 75V74H230ZM240 75V74H239ZM51 76V75H50ZM54 76V75H53ZM53 76H51V78L53 77ZM56 76V75H55ZM60 76V75H59ZM67 76V75H66ZM93 76H95V75H93ZM139 76H142L141 74L139 75ZM211 76H210V78H211ZM221 78H220V77ZM242 76V75H241ZM84 76H83V74H82V78H83ZM90 77V76H89ZM132 77V76H131ZM138 77V76H137ZM143 77V76H142ZM150 77V76H149ZM157 77H158V75H157ZM219 77V78H218ZM59 78V77H58ZM75 78V77H74ZM80 78V77H79ZM82 78H80L81 79V82L80 83H82ZM88 78V77H87ZM226 78H229L228 76H226ZM68 79H69V77H68ZM84 79H86V77L84 78ZM89 79V78H88ZM213 79H212V81H213ZM234 79H235V77H234ZM239 79V78H238ZM45 80V79H44ZM54 80H57V79H53V81ZM75 80V79H74ZM77 80V79H76ZM76 80H75V83H74V85H73V82H71L70 83V85L72 84L73 85V88L75 87L76 89H77V86H78V83H79V81H77L76 82ZM79 80V79H78ZM162 80V79H161ZM201 80H202V82H201ZM48 81V80H47ZM51 81V80H50ZM61 81V80H60ZM65 81V80H64ZM71 81V76H70V79H69V82ZM84 82L86 81V80H83ZM112 81V80H111ZM155 81V80H154ZM210 81V80H209ZM229 81V80H228ZM63 82V81H62ZM61 82V83H62ZM87 82H88V80H87ZM86 82V83H87ZM225 82H227V81H225ZM241 82V81H240ZM239 82V83H240ZM3 83V82H2ZM63 83H65V86L67 85L66 83L67 82H63ZM62 83V84H63ZM79 83V84H80ZM103 83V82H102ZM205 83H207V82H205ZM209 83V82H208ZM214 83H215V81H214ZM47 84V83H46ZM62 84H61V86H60V82H51L50 84H48L49 86H48V89H50V91L53 89V91L55 90V95L53 96V98H52V101H53V103L54 102H56L57 103V101H56V99L57 98H54L55 96H57L56 95V90L58 91V96H59V94L61 95V96H59V97H67V99H68V108L69 109H71V110H69L67 107H66V109H68V111H70V113H69V116L67 117V120H68V118L70 119V122H69V120L67 121L68 122V124L70 125V126H72L71 127V129L72 128H74V130H76L77 132H81V133H83V135L85 134L86 136H89V134L91 133L92 134V132H89V130L91 129V127H90V129L87 127V126H89L90 124H91V120H89V118L91 117V116H93V115H87V114H89V113H87V109L86 108H89V106H88V104L87 105H85V102L86 103H88V101H86V99H87V97L89 96V91H90V89H89V91L88 92H85L84 91V89L82 90V93H83V95L81 94V92L79 93V94H75V93H69L70 91L69 90H72L70 87V89L68 88V91H67V88H65V87H62ZM75 84H77V85H75ZM122 84V83H121ZM201 84H202V88H201ZM211 84V83H210ZM231 84V83H230ZM80 85H82V87H84V85H85V83H84V85L83 84H80ZM87 85V84H86ZM86 85H85V87L84 88H86ZM101 85V84H100ZM104 85V84H103ZM219 85V86H218ZM226 85V84H225ZM240 85V84H239ZM5 86V85H4ZM45 86V85H44ZM114 86H117V85H114ZM155 86V85H154ZM160 86V85H159ZM158 86V87H159ZM216 86H218V88L220 87V90H221V92H222V94L223 93H226V95H225V97H228V104L229 105H236L237 103H239V101H238V99H239V97L240 96H238V95H236V93L237 92H235V91H233V89H232V91H231V88H233V87H230V89H226V87L224 86V82H218V84L216 85ZM79 87V86H78ZM82 87H81V89H82ZM157 87V86H156ZM155 87V88H156ZM157 87V88H158ZM205 87H208V86H205ZM210 87V86H209ZM215 87V86H214ZM229 87V86H228ZM47 88V87H46ZM74 88V89H75ZM106 88V87H105ZM104 88V89H105ZM154 88V89H155ZM156 88V89H157ZM201 88V89H200ZM217 88V90H219ZM3 89L5 90V88L4 87H2L1 85H0V112L2 113V115H1V117L3 116V110H4V108L6 109L7 107H6V105H8V104H6L5 105V103L4 102H6L7 100H10V102L12 101V99H13V95L15 94H13L12 95V91H14V90H12V88H11V92H7V91H4V92H1V91H3ZM7 89H9V88H7ZM115 89V88H114ZM188 89V90H187ZM79 90V89H78ZM152 90H153V88H152ZM159 90V89H158ZM187 92H186V91ZM199 90H200V92H199ZM213 90V89H212ZM16 91H17V89H16ZM81 91V90H80ZM93 91V90H92ZM121 91V92H120ZM154 91V90H153ZM74 92H76V91H74ZM114 92H115V90H114ZM148 92V91H147ZM182 92V93H181ZM186 92V94H184ZM48 93H49V91H48ZM47 93V94H48ZM78 93V92H77ZM86 93H88V95L86 94ZM181 93V94H180ZM202 93H200V94H202ZM209 93H210V91H209ZM212 93V92H211ZM50 94V93H49ZM80 94L82 95V96H80ZM90 94H92L93 95V93L91 92ZM95 94V93H94ZM103 94V93H102ZM113 94V95H112ZM152 94H154V93H152ZM152 94H150L151 96H152ZM200 94H198L199 96H200ZM220 94V93H219ZM12 95V96H11ZM79 95V96H78ZM189 95V96H190ZM198 95H197V97H198ZM206 95V96H205ZM205 95L203 96L204 98H202V103H203V100L206 102H204L205 104H207V103H209L210 104V102H211V99H212V96H211V94L210 95H207L206 93H205ZM218 95V94H217ZM186 96H188V94L186 95ZM188 96V97H189ZM190 96V97H191ZM202 96H200V97H202ZM209 96H211V97H209ZM16 97H18V96H16ZM48 97H49V95H48ZM90 97H92V96H90ZM112 97V98H111ZM121 97H122V102H121ZM150 97V96H149ZM190 97H189V100H192V98L190 99ZM242 97V96H241ZM241 97H240V99H241ZM244 97V96H243ZM14 98H15V96H14ZM62 98V99H63ZM95 98V97H94ZM154 98V97H153ZM17 99V98H16ZM59 99V98H58ZM62 99H60L61 101H63ZM115 99V98H114ZM129 99V97L128 98H126V101ZM133 99V98H132ZM136 99V98H135ZM219 99V98H218ZM226 99V98H225ZM18 100H19V98H18ZM59 100V101H60ZM183 100H184V97H183ZM187 100V99H186ZM185 100V101H186ZM214 100V99H213ZM220 100V99H219ZM224 100V99H223ZM13 101H14V99H13ZM16 101V100H15ZM105 101V100H104ZM103 100H102V102H104ZM138 101V100H137ZM151 101V100H150ZM193 101V100H192ZM200 101V100H199ZM199 101H197V102H199ZM9 102V105H11V103ZM48 102H50V101H48ZM94 102V101H93ZM139 102V101H138ZM153 103H155L154 102V99H153V101H152ZM184 102V101H183ZM182 102V103H183ZM196 102V103H197ZM221 102H222V100H221ZM237 102V103H236ZM12 103H14V102H12ZM18 103V102H17ZM90 103V102H89ZM145 103V102H144ZM185 103V102H184ZM188 103V102H187ZM195 103V104H196ZM201 103V102H200ZM223 103V102H222ZM4 104V105H3ZM59 104V102L57 103V104H52V105H58ZM63 104V103H62ZM198 104V103H197ZM204 104V105H205ZM216 104V103H215ZM225 104V103H224ZM145 105V104H144ZM144 105H142V106H144ZM147 105V104H146ZM180 105V104H179ZM194 105V104H193ZM199 105V104H198ZM202 105V104H201ZM226 105V104H225ZM59 106V105H58ZM86 106H88V107H86ZM104 106H105V103H104ZM103 106V107H104ZM212 106V105H211ZM233 106V107H234ZM237 106V105H236ZM235 106V107H236ZM9 107V106H8ZM65 107V106H64ZM63 107V108H64ZM103 107H101L102 109H103ZM131 107H133L132 105H131ZM130 107V108H131ZM146 107V106H145ZM195 107V106H194ZM202 107V106H201ZM206 107V106H205ZM208 107V106H207ZM214 107V106H213ZM10 108V107H9ZM60 108V107H59ZM109 108H110V106H109ZM126 108V107H125ZM148 108V107H147ZM178 108V107H177ZM183 108V107H182ZM195 108H197V107H195ZM212 108V107H211ZM210 108V109H211ZM11 109V108H10ZM66 109H64V110H66ZM98 109V108H97ZM96 109V110H97ZM185 109V108H184ZM190 109H191V111H193V112H191L190 111ZM199 109V108H198ZM206 109V108H205ZM215 109V108H214ZM222 109V108H221ZM233 109V108H232ZM59 110H61V109H59ZM64 110H63V113H64ZM82 111L81 112V114H84V112H85V118H84V120H83V122L82 123H80V122H77L78 120L80 121L81 119L80 118H83V116H77V117H79L78 119H74V116H75V112L76 111ZM94 110V109H93ZM114 111V113L112 114V111ZM7 111V110H6ZM6 111H4L6 114H4V116L6 115V117L9 119V117H10V115H8L7 114V112ZM78 111H77V113H76V115L77 114H80V113H78ZM95 111V110H94ZM102 111V110H101ZM133 111V110H132ZM199 111V112H198ZM214 111V110H213ZM224 111V110H223ZM59 112V111H58ZM96 112H98V111H96ZM176 112V111H175ZM179 112V111H178ZM182 112H184V110L182 111ZM185 112H187V111H185ZM211 112V111H210ZM215 112V111H214ZM222 112V113H221ZM112 114L113 116H110L109 114ZM134 113V114H135ZM141 113H143V114H141ZM195 113H197L198 115H196ZM203 113V112H202ZM205 113V112H204ZM228 113V112H227ZM61 114V113H60ZM90 114H91V111H90ZM99 115H100V112L98 113ZM175 114V113H174ZM188 114V112L186 113V115ZM210 114V113H209ZM8 115V116H7ZM185 115V116H186ZM192 115V116H191ZM193 115H195V116H193ZM200 115H201V113H200ZM66 116V115H65ZM94 116H96V115H94ZM94 116L92 117V118H94ZM110 116V117H109ZM160 116H163L162 117V119L160 120L159 119V117ZM176 116V115H175ZM86 117L88 118L87 120H86ZM169 117H170V119L171 120H167V118L169 119ZM180 117V116H179ZM188 117V118H189ZM192 117H194V118H192ZM72 118V119H71ZM174 118V117H173ZM185 118V117H184ZM223 118H224V116H223ZM222 118V119H223ZM1 119V118H0ZM24 119H25V117H24ZM24 119H21V120H24ZM97 119H99V120H97ZM166 119V120H165ZM191 119H193V120H191ZM221 119V120H222ZM251 119V118H250ZM93 120V119H92ZM248 120V119H247ZM11 121V120H10ZM30 121V120H29ZM72 121H73V123H72ZM12 122V121H11ZM20 122V121H19ZM25 122V121H24ZM27 122V121H26ZM75 122H77L78 123V125H77V123H75ZM89 122H90V124H89ZM95 122V123H96ZM173 122H175V119H174V121ZM179 122V121H178ZM187 122V123H188ZM6 123H8V120L6 121ZM14 123H15V121H14ZM72 125H71V124ZM100 123V124H99ZM169 123H171V125H169ZM180 123V122H179ZM219 123V122H218ZM246 123V122H245ZM253 123V121L251 122V124ZM10 124V123H9ZM21 124V123H20ZM35 124V123H34ZM59 124V123H58ZM80 124H81V126H80ZM89 124V125H88ZM173 124V125H172ZM191 123H190V126L192 125ZM220 124V123H219ZM243 123H241V125H242ZM68 125V126H69ZM168 125L170 126V128H169V130L167 129V127H168ZM181 126L183 125L182 123L180 124ZM11 126V125H10ZM29 126H31V125H29ZM49 126V125H48ZM74 126V127H73ZM91 126H93V125H91ZM216 126V125H215ZM6 127H7V125H6ZM16 127V126H15ZM41 127V126H40ZM117 127V128H116ZM185 127H186V124H185ZM192 128H193V125L191 126ZM191 127H189V128H191ZM27 128V127H26ZM102 128V127H101ZM120 128V129H119ZM122 128V129H121ZM182 128H183V126H182ZM187 128V127H186ZM192 128H191V130H192ZM244 128V127H243ZM16 129V128H15ZM29 129V128H28ZM38 129V128H37ZM100 129V128H99ZM103 129H102V133H103ZM172 129H173V131H172ZM184 129V128H183ZM188 129V128H187ZM199 129V128H198ZM201 129V128H200ZM217 129V128H216ZM222 129H224V128H222ZM10 130H12V129H10ZM21 130V129H20ZM20 130H18V131H20ZM47 130V129H46ZM66 130V129H65ZM68 130V129H67ZM101 130V129H100ZM108 130V129H107ZM109 130V131H110ZM179 130V129H178ZM193 130H194V128H193ZM18 131H16V132H18ZM22 131V130H21ZM38 131V130H37ZM91 131V130H90ZM95 131V130H94ZM93 131V132H94ZM97 131H98V129H97ZM219 131L217 132V134H221V133H219ZM15 132V133H16ZM28 133H30V135H32V136H34V137H36V135H37V132H36V134L34 133L35 131L33 130V128H32V131H31V129H30V131H27ZM27 132H25V135H26V133ZM49 132V131H48ZM66 132L67 131H65L64 133L66 134ZM69 132H71V131H69ZM89 132V133H88ZM168 132H172L173 134H178L179 136H180V138H181V140H180V138H178V135L176 134V135H174V136H176V137H171V136H173L172 134H170V133H168ZM186 132H188V130L186 131ZM190 132V131H189ZM188 132V133H189ZM193 132V131H192ZM192 132H191V134H192ZM194 132L196 133V131L194 130ZM202 132V131H201ZM251 132V131H250ZM14 133V134H15ZM110 133V132H109ZM185 133V132H184ZM197 133H198V131H197ZM197 133H196V138H197ZM242 133V132H241ZM69 134V133H68ZM186 134V133H185ZM16 135H17V133H16ZM53 135V134H52ZM93 135H94V133H93ZM100 135V134H99ZM98 135V136H99ZM104 135V134H103ZM171 135V136H170ZM190 135V134H189ZM200 135V134H199ZM249 135H251V134H249ZM22 136V135H21ZM20 136V137H21ZM66 136V137H65ZM64 136V139L65 138H68V137H70V136H68L67 137V134ZM71 136H72V134H71ZM105 136V135H104ZM103 136V137H104ZM108 136V135H107ZM107 136H105V138L107 137ZM110 136V135H109ZM186 136V135H185ZM193 136H195V134L193 135ZM201 136V135H200ZM205 136H204V138H205ZM224 136V137H223ZM238 136V135H237ZM10 137V136H9ZM13 137V136H12ZM23 137V136H22ZM25 137V136H24ZM28 137H29V135H28ZM31 137V136H30ZM40 137V136H39ZM91 137V136H90ZM169 137H170V139H169ZM182 137H183V135H182ZM202 137H203V135H202ZM231 137V138H230ZM239 137V136H238ZM43 138V137H42ZM89 138V137H88ZM110 138V137H109ZM171 138H175V139H177L178 140V142L177 141H175V139L173 140H171ZM193 139H194V137H192ZM201 138V137H200ZM204 138L202 139V141H201V143H203L204 142ZM248 138V137H247ZM247 138H246V140H247ZM9 139V138H8ZM24 139V138H23ZM26 139V138H25ZM37 140H39V138H36ZM98 139V138H97ZM96 139V140H97ZM102 139H104V138H102ZM107 139V138H106ZM250 138H248V140H249ZM35 140V139H34ZM54 140V139H53ZM69 139H67V141H68ZM77 140V139H76ZM80 140V139H79ZM78 140V141H79ZM90 140V143L89 144H92L91 142H93L94 140H92V138H90L89 139ZM92 140V141H91ZM170 140V141H169ZM183 140H184V138H183ZM197 141H198V139H196ZM196 140H195V142H196ZM201 140V139H200ZM207 140V139H206ZM205 140V141H206ZM212 140V141H213ZM220 140H221V142H220ZM241 140V139H240ZM18 141V140H17ZM21 141H22V138H21ZM65 142H66V140H64ZM75 141V140H74ZM75 142V143H80V142ZM105 141V140H104ZM252 141H253V139H252ZM11 142V141H10ZM14 142H15V140H14ZM14 142H13V144H14ZM29 142V141H28ZM30 142H31V140H30ZM94 142H96V141H94ZM166 142H167V144H166ZM169 142H171V144L172 143H174V145H175V142L177 143L176 144V147H174L173 146V144H172V147L173 148H171V149H173V150H170L169 148H167L168 149V151L169 152H167V150H165L166 149V147H168V143ZM181 142V143H180ZM185 142V141H184ZM211 141H209V143H210ZM216 142V141H215ZM231 142V143H230ZM249 142H251V141H249ZM249 142H247V143H249ZM22 143H24V140H23V142ZM51 143H52V141H51ZM51 143H49V146H50V144ZM67 143H69V141L67 142ZM72 143V142H71ZM100 143V142H99ZM105 143V142H104ZM179 143V144H178ZM208 143V142H207ZM206 143V144H207ZM241 143H243V142H241ZM245 143V142H244ZM12 144V143H11ZM12 144V145H13ZM16 144H18L17 142L14 144V146H16ZM34 144V143H33ZM33 144H31V145H33ZM39 144V143H38ZM38 144H35L36 146L38 145ZM76 144V145H77ZM95 144V143H94ZM101 144V143H100ZM103 144V143H102ZM107 144V143H106ZM171 144H169V145H171ZM182 144V145H181ZM193 144H194V141H193ZM1 145V144H0ZM41 145H42V143H41ZM45 145V144H44ZM53 144H51V146H52ZM55 145V144H54ZM79 145V146H78ZM77 146L79 147V149L81 148V149H83L82 147H84V146H81V143L80 144H78ZM83 145V144H82ZM86 145H87V142H86ZM96 145V144H95ZM99 145V144H98ZM152 145V147H150L149 148V146H151ZM167 145V146H166ZM177 145H179V146H177ZM199 145V144H198ZM203 145V144H202ZM235 145V146H234ZM250 145H253V144H250ZM250 145H246L245 144V147L247 146H250ZM256 145H257V143H256ZM5 146H6V144H5ZM10 146V145H9ZM25 145L23 144V147H24ZM27 146V145H26ZM34 146V145H33ZM36 146H34L35 148H36ZM50 146V147H51ZM92 146H94V145H92ZM91 146V147H92ZM97 146V145H96ZM106 146V145H105ZM105 146H103V148L105 147ZM200 146V145H199ZM217 146H214V147H217ZM254 146V145H253ZM258 146H259V144H258ZM263 146V145H262ZM47 147V146H46ZM54 147V146H53ZM77 147V148H78ZM95 147V146H94ZM115 147V149H113ZM171 147V146H170ZM201 147H203V146H201ZM211 147H212V145H211ZM245 147L243 146L242 148H244L243 150L245 151V152H243V154L244 153H246L247 152V155H248V151L250 150L249 148H248V150L246 151V149H245ZM251 147V146H250ZM26 148H28V147H26ZM37 148H39L38 146H37ZM43 148V147H42ZM48 148V147H47ZM56 147H54V150L56 151V149H55ZM86 148H88V149H90V146L88 145V147L86 146ZM101 148V147H100ZM100 148H99V150H100ZM106 148H108V145H107V147ZM105 148V149H106ZM175 148V149H174ZM239 149H240V147H238ZM255 148V147H254ZM254 148H251V150L253 149L254 150ZM256 148H257V146H256ZM258 148H260L261 149V147H258ZM257 148V149H258ZM2 149H3V147H2ZM25 149V148H24ZM49 149V148H48ZM85 149V148H84ZM257 149H255V151L257 150ZM3 150H7L6 148H4ZM2 150V151H3ZM10 150H12V148H10ZM27 150V149H26ZM29 150V149H28ZM39 150H41V149H39ZM51 150V149H50ZM96 150H97V148H96ZM103 150V149H102ZM218 150V151H217ZM242 149H241V151H243ZM251 150L249 151V153H251ZM252 150V151H253ZM259 150V149H258ZM262 150H264V149H262ZM1 151V150H0ZM55 151H53V149H52V151H51V154H52V152H55ZM58 151V150H57ZM77 151V150H76ZM75 151V152H76ZM81 151V150H80ZM94 151V152H93ZM104 151V150H103ZM172 151V152H171ZM237 151H238V149H237ZM241 151H240V156H242V154H241ZM260 151V150H259ZM11 152V151H10ZM38 152V151H37ZM40 152V151H39ZM73 152V151H72ZM78 153H79V151H77ZM76 152V153H77ZM82 152H84L83 150H82ZM81 152V153H82ZM93 152V153H92ZM100 152V151H99ZM197 152H204V154H203V157L205 158V163L207 162V166L206 165H204L203 164V162L201 163H199V160H196L197 158H196V155H197ZM258 152V151H257ZM56 153V152H55ZM86 153H88V155L87 154H85V156L87 155V157L89 156V155H91L90 153H92V154H94V153H98L97 151L95 152V150H91L90 149V151L89 152H87L86 151ZM171 155H170V154ZM239 153V152H238ZM256 153V152H255ZM259 153V152H258ZM262 153V152H261ZM264 153V152H263ZM3 154V153H2ZM6 154V152L4 151V155ZM9 154V153H8ZM8 154H6V155H8ZM27 154V153H26ZM63 154V153H62ZM64 154H66V153H64ZM67 154H68V151H67ZM73 154V153H72ZM80 154V153H79ZM78 154V157L80 156ZM84 154V153H83ZM99 154V153H98ZM107 154V153H106ZM201 154V155H202ZM11 155V154H10ZM9 155V156H10ZM48 155V154H47ZM55 155V154H54ZM77 155V154H76ZM97 155V154H96ZM100 155V154H99ZM105 155V154H104ZM165 155H167L166 157H165ZM246 155V154H245ZM252 155V154H251ZM60 156V155H59ZM84 156V158H86ZM95 155H93L92 157H94ZM109 156V157H110ZM240 156H239V158H240ZM248 156H250V154L248 155ZM67 157H68V155H67ZM75 157V156H74ZM77 157V156H76ZM92 157H91V161H92ZM97 157H98V155H97ZM197 157H198V155H197ZM201 157V156H200ZM44 158H45V156H44ZM59 157H57L56 156V159H58ZM99 158V157H98ZM199 158V157H198ZM203 158V159H204ZM4 159V158H3ZM2 159V160H3ZM13 160H14V157L12 158ZM56 159H54L53 158V160H56ZM60 158H59V161L61 160ZM69 159V158H68ZM80 159H82V158H80ZM87 159V158H86ZM94 159H96V157L94 158ZM110 159V158H109ZM247 159V158H246ZM251 159V158H250ZM1 159H0V161H2ZM5 160V159H4ZM6 160H8L7 158H6ZM46 160H49V158L48 159H45V161ZM52 160V161H53ZM83 160V159H82ZM99 160V159H98ZM241 161H240V164L242 165L243 164V168H244V166H245V164L246 163H248V164H246L247 166L249 165V163H251V160H250V162H248L249 161V159H248V161L246 162L245 161V159H244V161H243V163H242V159H240ZM10 161V160H9ZM8 161V162H9ZM85 161V160H84ZM93 161H97V160H93ZM209 161V162H208ZM217 162H218V164H219V166H220V169H219V171H220V173H218L219 175H220V177H221V179H222V182L220 181V177H218L217 179L219 180V182H221L220 184L221 185H223V183L225 182V184L227 185V186H229V190H230V188H231V190H232V188L234 189V191H232V193H231V191H230V194H229V190L228 191H224L223 189H220V188H222V187H220L219 186V188H218V193H217V190L216 189H214V190H212L211 191V189L214 187V186H212V188L210 189V191H208V192H206V194L204 195V196H206V198L205 199H209V201L211 200V201H216V199L218 198H220V200L223 198V200H224V198H227V199H225L226 201H225V203H226V205L224 206L225 208V210H224V213L223 214H221V215H215V213L214 212H208V211H204V208L205 207H207V205H208V203H206L207 205L202 209V211L200 210V212H202L201 214H199V213H197L198 214V216H196V214H194L195 212V210H194V205H192V206H194L193 207V210H191V204H189L190 203V199L187 197V199L186 200H182V201H180V197L182 196V195H185L184 193H187V191H188V189H187V191H186V188L187 187H191V184H190V186H189V184H188V186L186 185V184H184V181H183V177L181 178V174L180 173H178V172H180L181 171V169H179V171L178 170H176L175 171V169L178 167L179 168V166H181V164L183 165V167L184 166H188L187 168H189L190 166H192L193 168H196V167H194L192 164H194V165H196V164H201V165H198V166H200V167H202V165H204L203 167H202V169H205L206 170V172H205V170H204V173H202V174H198L199 172H201V171H199V172H197V169H196V174H198L197 175V182L200 180V178H201V180H203V182H201V180H200V183H201V185H203L204 183H206L207 182V180H205V179H203V178H206V179H208L209 178V176L211 177V175L212 174H209V172L208 171H210L211 169H212V167H211V169L210 170H208V166L211 164H217ZM31 165H29V164ZM52 163V162H51ZM54 163H57V162H55L54 161ZM53 163V164H54ZM92 163V162H91ZM1 164H3V163H1ZM5 164V163H4ZM8 164V163H7ZM13 164V163H12ZM12 164H9V165H12ZM39 164V163H38ZM38 164H36V165H38ZM58 164V163H57ZM235 164V165H236ZM6 165V164H5ZM59 165H61V164H59ZM67 165H66V167H67ZM74 165V164H73ZM101 165H103V167L101 166ZM108 165V164H107ZM4 166V165H3ZM15 165H13V170L15 169V167H14ZM45 166H46V164H45ZM99 166H101L102 167V170L101 169H98V167ZM106 166V165H105ZM205 166H206V168H205ZM218 166V165H217ZM234 166V165H233ZM5 167V166H4ZM11 167V166H10ZM60 167V166H59ZM92 167V168H91ZM100 167V168H101ZM199 167V168H200ZM209 167V168H210ZM236 167V166H235ZM104 168V169H103ZM106 168V169H105ZM192 168V169H193ZM245 168H248V167H245ZM255 168V167H254ZM253 168V169H254ZM85 169V171H86V167L84 168ZM83 168H82V170H84ZM201 169V168H200ZM217 169V168H216ZM238 169H240V170H238ZM4 170V171H3ZM49 170H51L52 171V173L53 174H51L50 172H49ZM60 170V169H59ZM74 170V169H73ZM79 170V169H78ZM89 170V169H88ZM87 170V171H88ZM104 170H106L102 175H104V176H101V173L104 171ZM190 170V169H189ZM208 170V171H207ZM248 170V169H247ZM246 170V171H247ZM254 170H256V169H254ZM17 171V172H18ZM178 171V172H177ZM184 171H185V169H184ZM193 171V170H192ZM213 171V170H212ZM218 171V170H217ZM251 171V170H250ZM259 171V170H258ZM258 171H256L257 173H258ZM165 172V173H164ZM187 172V171H186ZM203 172V171H202ZM211 172V171H210ZM253 172V171H252ZM35 173V172H34ZM63 173V172H62ZM161 173H163L162 175L164 176V175H168V176H165L167 179H169V181L166 183V182H164V180H162L163 182V184H160V185H157V182H154L155 181V179H157V177L156 176H159ZM167 173V174H166ZM175 173H177V174H179V176H177V174H175ZM184 173V172H183ZM182 173V174H183ZM194 173V172H193ZM248 173H250V172H248ZM248 173L246 174V175H248ZM60 176H59V175ZM65 174V173H64ZM185 174V173H184ZM260 174V173H259ZM259 174H257V175H259ZM181 175V176H180ZM189 175V174H188ZM217 175V174H216ZM256 175V176H257ZM94 176H96V177H94ZM194 176V175H193ZM215 175H213L212 177H214ZM254 176V175H253ZM253 176H251V177H253ZM255 176V177H256ZM263 176V175H262ZM92 177H94V178H92ZM190 177V176H189ZM192 177V176H191ZM211 177V178H212ZM240 177H242V175L240 176ZM246 177H248V176H246ZM166 178H165V180H166ZM210 178V179H211ZM257 178V177H256ZM161 179H162V177H161ZM194 179V178H193ZM246 179V178H245ZM249 179H251V178H249ZM254 179V178H253ZM97 180V181H96ZM214 180V179H213ZM260 180V179H259ZM193 181H195V180H193ZM206 181V182H205ZM211 181V180H210ZM217 181V180H216ZM244 181V180H243ZM254 181H257V180H255L254 179ZM254 181H252V184H253V182ZM192 182V181H191ZM209 182V181H208ZM103 183H104V185H103ZM110 183V184H109ZM165 183V184H164ZM203 183V184H202ZM80 184V185H79ZM100 184H102V185H100ZM109 184V186H107ZM214 184V183H213ZM76 185H79V187L78 186H76ZM116 185V186H115ZM195 185V184H194ZM206 187H207V185L208 184H204ZM210 185H211V183H210ZM216 185H218V184H216ZM251 185V186H250ZM73 186H75L76 187V190H77V187L79 188V191H77V192H79L78 194H77V192H76V190L75 191H71V187H73ZM84 186H86V185H83L82 187H84ZM88 186H87V188H88ZM95 186H96V184H95ZM204 186V187H205ZM224 186V185H223ZM1 187V188H2ZM110 187V188H109ZM197 187V186H196ZM205 187V188H206ZM209 187V186H208ZM225 187V186H224ZM13 188H14V190H13ZM74 188V187H73ZM85 188V187H84ZM113 188H115V189H113ZM192 188V187H191ZM194 188V187H193ZM199 188H200V186H199ZM198 188V189H199ZM228 188V187H227ZM83 189V188H82ZM196 189V188H195ZM4 190V192H5V190H6V188L5 189H3ZM3 190H1L2 192H3ZM194 190V189H193ZM192 190V191H193ZM201 190V189H200ZM205 190V189H204ZM216 190V191H215ZM250 189H248V191H249ZM252 190V189H251ZM70 191H71V194H69L70 193ZM86 191V190H85ZM85 191H83L84 192V194H85ZM186 191V192H185ZM198 191V190H197ZM203 191V190H202ZM2 192H1V194L0 195H3L2 194ZM193 192H195V190L193 191ZM200 192V191H199ZM220 192V193H219ZM227 192H228V194H227ZM244 192V191H243ZM13 193L11 194L12 196H13ZM196 193V192H195ZM250 193V192H249ZM81 194V193H80ZM86 194H87V192H86ZM190 194V193H189ZM199 194V193H198ZM217 194V197L215 196ZM250 194H253V192L252 193H250ZM10 195V194H9ZM92 195V197L93 198H95L94 196ZM207 195H208V198H207ZM221 195V196H220ZM257 194L255 193V196H256ZM264 195V194H263ZM262 195V196H263ZM15 196V195H14ZM186 196H191V195H186ZM229 196H231V198H228ZM200 197V195L198 196V198L197 199H203V197H201V198H199ZM12 198H14V197H12ZM18 198V199H17ZM84 198V197H83ZM91 198V197H90ZM185 198V197H184ZM191 198V197H190ZM196 198V197H195ZM11 199V198H10ZM9 199V200H10ZM201 199V201H203ZM3 200V199H2ZM12 200L13 199H11L10 201H11V203L13 204V206H14V204H15V202L13 203L12 202ZM94 200V199H93ZM96 200H97V198H96ZM193 200V199H192ZM223 200H222V202H223ZM256 200V199H255ZM4 201H6V200H4ZM13 201H15V200H13ZM92 201V200H91ZM95 201V200H94ZM196 201V200H195ZM200 201V200H199ZM210 201V202H211ZM229 201L231 202V204L229 203ZM258 201V200H257ZM93 202V201H92ZM99 202V201H98ZM194 201H192V203H193ZM203 202H205V201H203ZM222 202H221V204H222ZM263 202V201H262ZM2 203H4V202H1L0 203V205L2 204ZM8 203V202H7ZM213 203V202H212ZM224 203V202H223ZM88 204V203H87ZM194 204V203H193ZM200 204V203H199ZM260 204V203H259ZM263 204H264V202H263ZM4 205V204H3ZM3 205H1V207L3 206ZM108 205L107 206H105V207H107L108 208ZM201 205H203V203L201 204ZM205 205V204H204ZM213 205H215V204H213ZM256 205V204H255ZM12 206V205H11ZM252 206V205H251ZM263 205H261V207H262ZM4 207V206H3ZM2 207V208H3ZM7 207V206H6ZM6 207H4V208H6ZM200 208H202V206H199ZM198 207V208H199ZM197 208V210H199ZM219 209V208H218ZM262 209L263 208H261V211H262ZM1 210V209H0ZM4 210V209H3ZM6 210V209H5ZM196 210V211H197ZM264 211V210H263ZM115 213V212H114ZM214 213V214H213ZM118 214V215H119ZM255 214V213H254ZM92 215V214H91ZM104 215V216H103ZM118 215H115V216H118ZM23 217V218H25V223H24V226L27 228V230H24V232L21 230H19L18 229V227L16 226V222H15V220L17 219V217ZM218 216V217H217ZM255 216V218L254 219H256L259 223H261L262 222V225H263V216L264 215H262V214H258V215H254ZM22 217L20 218L21 220H23L22 219ZM112 217V216H111ZM116 218V217H115ZM120 219V218H119ZM217 220L216 221V223H218L217 225H218V228H217V234H216V232L214 233L213 232V230H210V225H209V222L210 221H212V220ZM75 220H77V221H79L78 223H77V221H75ZM107 220H109V219H107ZM106 220V221H107ZM110 221V220H109ZM117 221H119V220H117ZM254 221V220H253ZM255 222V221H254ZM85 223L87 224V226H85ZM81 224L83 225L84 224V226L85 227H87L86 229L88 230V232H87V234H89L90 233V235L91 236H86V237H88V239L85 241V240H82L83 238L79 235L80 234V232L82 233V231L80 230L81 229ZM121 224V223H120ZM164 224H166V226L167 227H164ZM80 225V226H79ZM109 225V224H108ZM140 226V228H139V226ZM250 225V224H249ZM119 226H121V225H119ZM126 226V227H125ZM103 227V228H102ZM164 227V228H163ZM210 227V228H209ZM217 227V226H216ZM25 228V229H26ZM79 230H78V229ZM119 228V227H118ZM257 227H255V223L254 224H251L250 225V227H248V236H249V243L247 244V246H252L253 247V249L254 248H256L255 249V251L257 250V248H260L261 246H263V244H264V235H262V232H259L258 231V229H256ZM105 229V228H104ZM103 229V230H104ZM107 229V228H106ZM105 229V230H106ZM119 229H121V228H119ZM123 229L122 230H120V231H123ZM212 229V228H211ZM167 230V231H166ZM20 232V233H19ZM21 232H23V233H21ZM126 232V233H127ZM195 232V233H194ZM261 233V234H259V233ZM103 233V232H102ZM120 233V232H119ZM104 234V233H103ZM80 236V238H81V240H80V238H79V236ZM120 235V234H119ZM122 235H124V233L122 234ZM260 236H262V237H260ZM239 237V236H238ZM245 237V236H244ZM79 238V239H78ZM121 240H122V238H121ZM241 241V240H240ZM5 242V241H4ZM242 243V242H241ZM263 243V244H262ZM129 244V245H128ZM242 245V244H241ZM32 246V247H31ZM73 246V250L71 251L70 250V248ZM246 246V245H245ZM247 246L245 247V249H247V251H248V248H247ZM85 248V249H87L85 252H83V251H81V249L80 248ZM264 247V246H263ZM32 248V249H31ZM82 248V249H83ZM74 249H79L80 251H78V253L77 252H75L76 250H74ZM84 249V250H85ZM120 249H121V247H120ZM119 249V250H120ZM125 249V248H124ZM124 249H122V250H124ZM252 249V250H253ZM121 250V251H122ZM130 250V249H129ZM205 251V255H206V258H204V260H200V261H196V259H194V257H193V255H192V252H194V251ZM254 251V250H253ZM262 251V250H261ZM82 252H83V254H82ZM117 252V251H116ZM257 252H258V250H257ZM122 254V255H121ZM257 254V253H256ZM259 254V253H258ZM231 255V256H230ZM249 255V254H248ZM262 255V254H261ZM256 256V255H255ZM258 257L253 261V260H251V258H249L250 259V261L247 263V264H264V256L262 257V256H259V255H257ZM118 257V256H117ZM203 257V256H202ZM238 258V257H237ZM236 258V259H237ZM199 259V258H198ZM241 259V258H240ZM248 259V260H249ZM127 260V261H126ZM104 262V263H103ZM115 262V263H114ZM158 262V263H157ZM246 262V261H245ZM160 263V264H161ZM165 264V263H164Z\"/></svg>",
	"mask_w": 264,
	"mask_h": 264
}]
</instances>
